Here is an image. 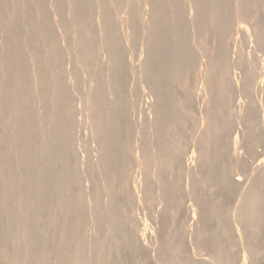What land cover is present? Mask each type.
Segmentation results:
<instances>
[{"label":"bare ground","instance_id":"obj_1","mask_svg":"<svg viewBox=\"0 0 264 264\" xmlns=\"http://www.w3.org/2000/svg\"><path fill=\"white\" fill-rule=\"evenodd\" d=\"M21 1V0H20ZM20 1H19V3H20ZM32 1V0H31ZM49 1V0H48ZM90 0H76V1H71L70 0V3H73L72 4V7H71V4H69L68 5V3H67V6H66V2L64 1V0H62V2H65V5H64V3H63V6H65L66 8H69L68 6H70L72 9V13H75L74 15H75V20H74V18L72 19V18H70V19H72V21L71 20H65L64 19V15H66V14H64L63 16V18L60 16L61 14H62V12H64V11H66V9H65V7H61V8H64V9H62V11H61V14L60 13H58V12H60L58 9V11L56 12V13H54L56 10H54V8L56 9V5H55V7L53 8V13L54 14H57V16H58V18H60V20H61V18L62 19H64L63 21V23H65V21L68 23V21H71L70 22V25L73 23V22H76L75 23V26H76V28H77V30H79V32H81V34H82V37H81V35H79L80 33L79 32H77V30L75 31V32H77L78 34H76V35H79L81 38H78L77 37V39L76 40H78V39H80L81 41L82 40H85V39H87V41H94V39L97 37L96 36V34H97V32H98V29H96L97 30V32L96 31H94L95 32V34L94 33H91V32H93V28H92V25H91V32L89 31V26H90V23H92V21H88V19H90L91 20V18H92V16H91V18H86V16H88V14H86L85 15V11H88L87 9H90V10H92L91 8H95V6L96 5H92V6H94V7H91V6H89V5H91V4H93V3H90L91 1L92 2H94V1H96V0H91L90 2H89ZM107 1V0H106ZM113 1V0H112ZM112 1H110V2H112ZM135 1V0H134ZM139 1V0H138ZM137 1V2H138ZM147 1V0H146ZM151 1V3H152V7L150 8V9H152V13H153V16H151L152 17V21H151V25L150 24H148L147 23V21L145 20V21H141V22H144V24L146 23V26H147V24H148V26L150 25V27H149V29L147 30V28H146V30L148 31L147 33H149L150 35H146V36H148V37H151L152 38V40H150L147 44L149 45H146L145 43H146V41H145V43H144V45H146V46H144L145 48L144 49H146V55H147V53H148V50L150 49V54L148 53V55H147V57H151V60H150V58H148L149 60H147L145 57H146V55H145V59L146 60H144V61H142V63H146L147 61H149V62H147L146 63V67L145 66H143L145 69L147 68V74H148V76H146L147 74L146 73H144V76L142 75V73H141V75L145 78V76L147 77V80H148V82H150V80H151V82H153V85H151L150 83V87L151 86H154V89H155V91L157 92V95H156V97L158 96V99H156V97L154 98V99H156V101L158 100V103L157 102H155V100L153 101V103H157V105H156V108H154V106H155V104H154V106L152 105V107H153V109H156V110H158V113L160 114V116L157 118V119H159L160 118V120H157V119H154V121L155 120H157V121H160V122H157L156 121V124L158 123L159 124V127H156V128H159L158 130H159V136L158 135H156V133H154L155 134V136H156V138L157 137H159L160 139H159V146H158V143H157V141H156V145H154V148L156 149V147H158V149H156V150H154L153 149V152H155V151H157L156 152V154L155 155H157V156H155V158H154V156H152L151 155V153L149 152V150H144V152L141 154V152H140V154L139 155H142L143 157H144V159L143 160H145L144 162H145V164L146 165H148L149 166V164H151L152 163V160L153 159H155V160H157L158 162H156L157 164H159L160 165V168L159 169H156V173H158V174H162V172H160V169H161V171H163V173H168L170 170V168H172V166H173V163H174V161H176V160H178V158L176 159V156L179 154V156H181L180 155V150H181V148H180V144L181 143H178V144H175V145H173V146H170V144L169 143H167L166 141H165V137H164V135H163V130L165 129L164 127H166V126H164V123H166L167 122V124L168 123H170V122H168L169 120H170V118H172V116L173 115H175V114H173L172 116H171V113H173V111H171V109L172 108H170V105H171V103H170V99H172L171 98V91H170V81H171V76L173 75L172 74V72L170 73V69H171V67H172V65H174V64H176V65H180V66H182V70H183V72L185 71V69H187L190 65H192V58L196 55L195 54V51H198L197 49L196 50H194V48H193V46L191 45V40H192V35L190 34V29H192V21H190V19L188 18V16H187V12H186V8L188 7H186L185 9H184V7H182V5H183V0L181 1V0H150ZM191 2H192V0H190ZM22 2H25V1H22ZM28 1H26L25 2V4L27 3ZM30 2V1H29ZM36 2V5H35V7H38V8H36V9H39V11H40V13H41V16L40 17H42V21H41V23H42V31H43V36H42V38L44 37L45 38V40H49V38H50V34H51V25L49 24L50 22H51V19H53L54 17L52 16V15H54V14H52V12H50L52 15H51V17H53V18H51V17H49L50 16V14H49V16L48 15H46V11H48V10H50L51 11V9H52V7L49 5V7L51 8H46L47 10L45 11L44 10V7H47V6H44L43 5V0H34V3ZM49 2H51V1H49ZM61 1L59 2V3H56L57 5L59 4L60 5V3H62ZM116 2V1H115ZM118 2V1H117ZM115 3V5L117 4V10H118V8H119V6L118 5H120L121 4V1H119V3ZM123 2V1H122ZM143 2V1H142ZM182 2V3H181ZM185 2V1H184ZM186 2H187V0H186ZM194 3H195V6H196V8H197V14H196V12H195V14H193V15H197V17H196V20H195V22H194V25H195V27H196V30H197V33H199L200 34V32L202 31L203 32V30H206L207 32H211V33H213V34H217L218 35V55H219V53L221 54V51L223 50L224 51V43H223V35L230 29V27H231V25H232V20H233V16H234V12H236V13H238L239 15H242V16H249V15H252L253 17H256V24H254L253 25V33H255V36H257L256 37V39H258L259 41H260V38H261V36L262 35H264V17L262 18L261 16H262V13H260V11H264V0H194L193 1ZM237 2V3H236ZM19 3H18V6L17 7H19ZM30 3H32V2H30ZM52 3V2H51ZM90 3V4H89ZM95 3V2H94ZM108 3H109V1H108ZM107 3V4H108ZM141 3V2H140ZM139 2H138V4H140ZM147 3V2H146ZM145 3V4H146ZM188 3V2H187ZM186 3V4H187ZM236 3V6H237V8L235 9L234 7H235V4ZM25 4H22V5H24L25 6ZM44 4H46V0H45V3ZM47 4H50V3H48L47 2ZM53 4V3H52ZM51 4V5H52ZM114 4V3H113ZM113 4L112 3H110V5L108 4V5H106V3H105V0H102V7H103V10L105 11V17L106 18H109V15H111V17H112V15H113V13L111 14H108V12H110V11H107V8L110 6V8H111V5H112V8L115 6H113ZM142 4V3H141ZM140 4V5H141ZM148 4V3H147ZM146 4V5H147ZM182 4V5H181ZM238 4V5H237ZM20 5H21V3H20ZM27 6H28V4H26ZM53 5V6H54ZM87 5H88V7H90V8H87ZM123 5V4H122ZM122 5H120V8H121V6ZM139 5V6H140ZM144 5V4H143ZM143 5H141V6H143ZM145 5V6H146ZM189 5L190 6H192L190 3H189ZM61 6V5H60ZM108 6V7H107ZM140 6V7H141ZM144 6V7H145ZM148 6V5H147ZM146 6V7H147ZM151 5H149V7H150ZM16 7V8H17ZM32 7V6H31ZM87 9H86V8ZM20 8H21V6H20ZM24 8V7H23ZM23 8H21V9H23ZM61 8H59V9H61ZM83 8H85V11L83 12L84 14H83V16H85V17H83V16H81V14H80V11L82 12L84 9ZM131 9H137V8H135V6L133 7H130ZM190 8V7H189ZM192 8V7H191ZM189 9V10H192V11H190V12H192L193 13V9ZM195 8V9H196ZM257 8H261V9H263V10H260V11H258L259 9H257ZM18 9V8H17ZM83 9V10H82ZM115 9V8H114ZM114 9H110L111 10V12H113V11H117V10H114ZM147 10H148V8H146ZM24 10H26L27 11V14L31 11H29L28 12V10L27 9H24ZM64 10V11H63ZM90 10H89V13H90ZM108 10H109V8H108ZM137 10H141V12L142 11H144L143 9H142V7L141 8H138ZM188 10V9H187ZM23 11V10H22ZM26 11H24V12H26ZM69 11V10H68ZM67 11V12H68ZM100 11V10H99ZM129 11H130V9H129ZM136 10H134V12H135ZM149 11V10H148ZM24 12H22L20 15H22V14H26V13H24ZM49 12V11H48ZM133 12V13H134ZM138 12H140V11H138ZM145 12V11H144ZM150 12V11H149ZM34 12H32V14H31V16L32 15H34L33 14ZM66 13V12H65ZM72 13H71V16H74V15H72ZM99 13V12H98ZM98 13H97V17H98ZM132 12H130L129 14H131ZM146 13H147V11H146ZM151 12H150V14L149 15H151L152 14ZM26 14V15H27ZM30 14V13H29ZM28 14V16L30 17V15ZM60 14V15H59ZM92 14V13H91ZM91 14H89V15H91ZM103 14H104V12H103ZM135 14L138 16V14L140 15V14H142V13H136L135 12ZM135 14H132L130 17H131V20L133 19V17L132 16H134ZM191 13H189V15H190ZM0 15H1V13H0ZM4 15V14H3ZM94 15H95V13H94ZM144 16H145V14H143ZM142 15V16H143ZM5 16V15H4ZM3 16V17H4ZM38 16V17H39ZM49 17L50 18V22L48 21L47 22V20L49 19H47L46 17ZM55 17H56V15H54ZM60 16V17H59ZM71 16H68V15H66V19H67V17L69 18V17H71ZM95 16V17H96ZM100 16H101V14H100ZM99 16V17H100ZM147 16V15H146ZM6 17V16H5ZM21 17V16H20ZM27 17V16H26ZM34 18L36 17V16H33ZM32 17V18H33ZM38 17H36V18H38ZM40 17H39V19H38V21L40 20ZM88 17H90V16H88ZM97 17H96V19H97ZM111 17H110V19H105L104 17H103V15H102V18H104L103 19V27L107 24V29H105V28H103V29H105V31L106 32H104V33H102V34H106V41H107V43H106V45L108 44V48H110V49H108L106 46H105V50H106V48L108 49V51L110 50L111 51V53H109L108 52V54H110L109 56H111V54L113 55V57L111 56V62H113L114 63V66H116V71L115 72H117V78L114 76V75H116V73L113 75V71H114V69H113V71H112V74L110 73V75L112 76V78H111V76L109 77V76H107L106 75V77H109V79H110V81H112V83L110 82V84L114 87V85H116L117 84V81H118V85H120L121 86V84H122V82L124 81H126L127 82V80H129V82H130V78L128 79V77H129V75H130V73L129 72H124L125 71V69H127L126 68V63H125V61H124V58H125V56H124V54H123V46H124V44L122 45L121 43H122V41L121 42H119V38H120V34H118V33H121V32H118L117 33V31L120 29H118L117 28V25H116V27L114 26L115 25V21H113L114 20V18H113V20L111 19ZM114 17V16H113ZM138 17H140V16H138ZM137 17V18H138ZM150 17V16H149ZM35 18V19H36ZM102 18L100 17V19H101V21H102ZM146 18V17H145ZM195 18V17H194ZM6 19H9V18H6ZM27 19L28 20H26V22H24L25 23V25H26V23H28L27 21H29V20H31V19H29L28 17H27ZM54 19H56V18H54ZM141 19V18H140ZM37 20V19H36ZM57 20V19H56ZM56 20L54 21V22H56ZM59 20V19H58ZM74 20V21H73ZM99 20V19H98ZM106 20H108V22L109 23H107V22H105L104 23V21H106ZM135 20V19H134ZM134 20H133V22H134ZM141 20H143V18L141 19ZM0 21H1V18H0ZM4 21V20H3ZM9 21V20H8ZM7 20H6V23L8 22ZM23 21H25V20H23ZM95 21H97V20H95ZM100 20L98 21V22H95V25H96V23H98V25L100 24V23H102ZM2 22V21H1ZM62 22V21H61ZM88 22H90L89 23V25H88ZM117 22V21H116ZM132 22V21H131ZM138 22V20L136 19V22H134V23H137ZM36 23V22H35ZM52 23V22H51ZM58 23V22H57ZM56 23V24H57ZM67 23H65V25H67ZM114 23V24H113ZM29 24H30V21H29V23H28V26H29ZM32 24V23H31ZM53 24V23H52ZM55 24V25H56ZM58 24H60V23H58ZM117 24V23H116ZM139 22L136 24V26H139ZM141 24H143V23H141ZM141 24H140V26H141ZM40 25V24H39ZM64 24H63V26H65ZM69 24L67 25V26H70ZM72 25H74V24H72ZM71 25V26H72ZM94 25V24H93ZM134 25V24H133ZM193 25V26H194ZM8 33H9V39H8V42L6 43L5 42V44H6V49H5V51H4V53H3V56H2V54H1V58H5L4 60H6V63H7V65L5 66V64H4V66L6 67L5 69H6V71L4 70V72H2L3 70H0L1 71V73L0 74H6L7 75V77L3 80V81H1V87L3 88V90H0L1 92H2V96L0 97V120H2V119H8V117L10 118V116L11 115H15V116H13V117H15V118H18L19 117V119L21 118V119H24V127L22 126V127H18V126H16L15 128H12V131L14 130V132H12L13 134V136L16 138V143H17V145H19V149L16 151V157H15V161H13L12 160V158H11V149L10 148H7V147H4V148H2V149H0V171H1V173H0V201H1V204H0V245H4V247L5 248H2V247H0V264H85V260H86V254L88 255V253L86 252L85 253V248H84V243H83V240H82V237H81V223H82V219L86 216V217H88V216H90V213H88L87 214V212H88V208L89 207H87V206H89L90 204L89 203H87L88 205H86V207L87 208H84L85 206H84V204H86V203H83V200L82 199H85V198H81L82 196H85V195H82L81 193V190H80V188H79V192H81V193H79L76 189H75V186L72 184V182L70 181V176H71V174L73 173V171H74V163H75V161L77 160V157H79L81 154H79L78 153V147H76V148H74L73 149V147H75V146H73L74 145V142L72 141V140H74V138H72V137H78V136H76L75 135V133L78 131H76V132H74L73 133V130H72V124H73V121H72V119L76 116V114L73 116L72 115V112H73V110H75V109H73V106L75 105L76 106V104L78 103V102H74L75 104L72 106V100L71 99H69L68 100V97H72L73 95L75 96V93H73V91L74 90H70V91H72L71 93H73V95L71 96V94L70 95H68L67 94V89L68 88H66L67 86L69 87V85L70 84H67V86H66V84L64 83L65 82V79L63 80V79H61V81L63 80V85H62V83L60 84L58 81L60 80V78H58L59 80H55V82H54V80H53V82H52V79H53V77H52V79H51V77L50 76H52L53 74L51 73V72H53V73H55L54 71H56L55 69H53V67L54 66H56V63H55V65L51 68V69H53L52 71H50V75H47V74H45L46 72H44L43 73V71H45V70H49L50 68H48V66H50L49 65V63H50V60L51 59H53V58H55L56 56H61V55H59L58 54V51H59V49H57L58 47V44H55L54 42V40L57 38V36L56 35H58L59 36V34H58V32H57V30L59 29L58 27L60 26L61 27V25H59L58 27H57V30H55V28H54V31H56L57 32V34L55 35L54 33H52V34H54V36L56 37V38H53V37H51V41H49L50 42V45H49V47L47 48V52L48 53H50V54H53L52 56H50V54H49V56L51 57V59L49 58V56H45L46 54H47V52H46V54H44L43 55V53L41 52V50L39 49V47L37 46V45H39V44H35L36 43V39H34L33 37L34 36H36V35H34L32 32H31V34H33L34 36H32V35H30L29 33V31L30 30H28V34L30 35L29 37H26V39H27V42H29L30 43V47L32 48V44H33V47H34V49H32L31 50V52L33 51L34 53V55H33V62H35V63H33V64H35L34 66H37L38 65V67H39V69H40V67H42V65H46V63L48 64V66L46 67L45 65V67H46V69L45 70H41V69H43L44 67H42L40 70V72H39V78L37 79V81H35L37 84L36 85H38V89H39V93H35L34 92V84H33V82H31L30 81V79H29V77H28V75H30L29 73H28V67H27V65H26V63H29V62H25V59H24V55H25V53H27V52H23V49H22V46H24L25 44V46H27V47H29L28 45H27V42H25V40H24V45H22L23 43L21 42V35H20V33H21V31H22V21L19 19V17H18V15L16 16H14V17H12L11 19H10V21L8 22ZM27 26V25H26ZM32 26V25H31ZM33 26H35L34 24H33ZM36 26H38V25H36ZM53 26H54V24H53ZM67 26H66V28H67ZM70 26V27H71ZM99 26H101V24L99 25ZM134 27V26H132V27H134V30H135V28H138V27ZM145 26V27H146ZM41 27V26H40ZM74 27V26H73ZM72 27V28H73ZM119 27V26H118ZM131 27V28H132ZM194 27V28H195ZM38 28V27H37ZM62 28V27H61ZM65 28V27H64ZM63 28V29H64ZM69 28V27H68ZM101 28V27H100ZM99 28V29H100ZM117 28V29H116ZM193 28V29H194ZM250 28V27H249ZM248 27H247V29L249 30V33H251L252 31H250V29H249ZM30 29V28H29ZM139 29H140V27H139ZM246 28H243L242 27V31L244 32V33H246V31H248ZM95 30V29H94ZM132 30V29H131ZM134 30L132 31V34L133 33H138L137 34V36L139 35V32H134ZM26 31V30H25ZM25 31H23L24 33H26ZM53 31V32H54ZM59 31H60V29H59ZM104 31V30H103ZM119 31H121V30H119ZM135 31H137V30H135ZM195 31V30H194ZM193 31V32H194ZM240 31V30H239ZM55 32V33H56ZM192 32V31H191ZM93 34V36H91V34ZM100 33V30H99V32H98V34ZM123 33V32H122ZM196 33V34H197ZM204 33V32H203ZM249 33L247 32V34L249 35ZM253 33H251V34H253ZM101 34V35H102ZM125 34V33H124ZM193 34V33H192ZM246 34V35H247ZM250 34V35H251ZM25 35V34H24ZM94 35H95V37H94ZM191 35V36H190ZM203 35V34H202ZM249 35V36H250ZM53 36V35H52ZM119 36V37H118ZM125 36V35H124ZM134 36V34L133 35H131V38ZM145 36V37H146ZM194 36V35H193ZM243 36H245V35H243ZM66 38L65 39H67V37L68 36H65ZM98 37H99V35H98ZM97 37V38H98ZM129 37V36H128ZM136 37V36H135ZM191 37V38H190ZM199 37H200V35H198V39H199ZM24 38H25V36H24ZM36 38V37H35ZM92 38V39H91ZM96 38V39H97ZM100 38V37H99ZM121 38H122V35H121ZM139 38V37H138ZM138 38H135L136 40H137V44H138ZM147 38V37H146ZM150 38V39H151ZM196 38H197V35H196ZM196 38L194 39L195 41H199V43H201L200 41V39L198 40H196ZM251 38V37H250ZM54 39V40H53ZM62 39V38H61ZM63 39H64V37H63ZM62 39V41L64 42H66V44L67 43H71V40L69 41V40H63ZM68 39H70V38H68ZM95 39V40H96ZM129 39V38H128ZM172 40V41H169V40ZM253 39V38H252ZM252 39H250V40H252ZM256 39H254V40H256ZM45 40H43L44 41V43L45 44H47L46 42H45ZM52 40H53V42H52ZM57 40V39H56ZM103 40V39H102ZM131 40H133V38L132 39H130V41L129 42H131ZM139 40H140V38H139ZM5 41V40H4ZM23 41V40H22ZM35 41V42H34ZM58 41H61L60 40V38L58 39ZM61 41V42H62ZM98 41V40H97ZM97 41H95V42H97ZM101 41V40H100ZM105 41V42H106ZM133 41H135V40H133ZM144 41V40H143ZM61 42H60V44H61ZM79 42V41H78ZM128 42V41H127ZM136 42V41H135ZM135 42H134V44H135ZM192 42H193V40H192ZM57 43V42H56ZM59 43V42H58ZM124 43V42H123ZM132 43V42H131ZM131 43H129V44H131ZM257 43V42H256ZM255 43V44H256ZM1 44H2V42L0 43V46H1ZM44 44V45H45ZM65 44V43H64ZM63 44V45H64ZM121 44V45H120ZM134 44L132 43V46L134 47ZM137 44L135 45V46H137ZM194 44V43H193ZM254 44V43H253ZM257 44H259V43H257ZM256 44V46H258ZM63 45L61 46V47H63ZM2 46H4V44L2 45ZM1 46V47H2ZM73 46V43L71 44V46L70 47H72ZM122 46V47H121ZM147 46L149 47V49L147 48ZM199 47H200V45H198ZM0 47V48H1ZM26 47V48H27ZM46 47H47V45H46ZM65 47V48H64ZM62 49L60 48V53L62 54V56L60 57L61 59L63 58V54H65V56L67 55L66 53H67V51H66V49H67V47L69 48V46H67V45H65ZM197 47V46H196ZM202 47V46H201ZM23 48H25V47H23ZM122 48V49H121ZM2 49H4V47H2L1 49H0V51H2ZM148 49V50H147ZM199 49H201L202 50V48H199ZM25 50V49H24ZM58 50V51H57ZM61 50L63 51V50H65L66 52H61ZM68 50V49H67ZM93 49H88V50H86V51H84L85 53H86V55H91L93 52H94V50L92 51ZM123 50V51H122ZM26 51V50H25ZM27 51H29L28 49H27ZM71 51H73V48L71 49V50H69V52H71ZM92 51V52H91ZM206 51V50H205ZM83 52V51H82ZM82 52L80 53V55L82 54ZM199 52L200 53H202L200 50H199ZM199 52L197 53V54H199ZM1 53V52H0ZM73 53V52H72ZM76 53H78V51L77 52H75V54L73 55V56H71L72 58L73 57H75V55H76ZM28 54V53H27ZM84 54V53H83ZM82 54V55H83ZM94 54V53H93ZM70 55H72V54H70ZM79 55V56H80ZM149 55H151V56H149ZM28 56V55H27ZM55 56V57H54ZM123 56H124V58H123ZM30 57V56H29ZM48 57V58H47ZM67 57H69V56H67ZM77 57V56H76ZM143 57V56H142ZM30 58V59H31ZM58 58V57H57ZM57 58H55V60H58ZM59 58V59H60ZM65 58V57H64ZM63 58V59H64ZM70 58V57H69ZM114 58V59H113ZM3 59H0V61L2 62V60ZM50 59V60H49ZM60 60L58 63L59 64H62L61 63V61H63V63H64V60ZM74 60L76 59V58H73ZM68 60H71V62L73 61L72 59H66V61H68ZM142 60V59H141ZM30 61H32V60H30ZM54 61V60H53ZM209 61H211V60H209ZM3 62H2V65H3ZM52 62V61H51ZM56 62V61H55ZM111 62H110V64H111ZM54 63V62H53ZM52 63V64H53ZM66 63V62H65ZM64 63V64H65ZM113 63L111 64L112 65V68H114V66H113ZM213 63V65L215 66L216 65V63H218V64H221V65H226L227 64V59H226V57H225V55H219V56H217L215 59H213L212 61H211V64ZM31 64H32V62H31ZM33 64H32V66L30 65V64H28V65H30L31 66V68L33 67ZM63 64V65H64ZM124 64H125V66H124ZM210 64V65H211ZM2 65H1V68H2ZM58 65V64H57ZM63 65H61V67L63 66ZM110 65V66H111ZM148 65V66H147ZM176 65H174V67H176ZM213 65H211V66H213ZM59 66V65H58ZM66 65H64V67H65ZM103 66V65H102ZM109 66V69H110V72H111V67ZM142 66V65H141ZM60 67V68H61ZM64 67H62L63 69H64ZM101 67V66H100ZM179 67V66H178ZM178 67H176V68H178ZM183 67H186V68H183ZM191 67V66H190ZM4 68V67H3ZM37 67H35V69H36ZM48 68V69H47ZM61 68V69H62ZM66 68V67H65ZM67 68H69L68 66H67ZM66 68V70H69V69H67ZM73 68V67H72ZM104 68V67H103ZM102 68V70L104 71V69ZM141 68V67H140ZM139 68V69H140ZM181 68V67H180ZM214 68V67H213ZM32 70V72L34 71H36V70ZM39 69H37V70H39ZM50 69V70H51ZM60 69V70H61ZM63 69H62V71H63ZM71 69V68H70ZM101 69V68H100ZM143 69V68H142ZM140 70L141 72H143L144 70ZM189 69V68H188ZM30 70V69H29ZM65 70V69H64ZM73 70V69H72ZM71 70V71H72ZM102 70H100V72L102 71ZM108 70V69H107ZM124 70V71H123ZM177 70V69H176ZM178 70H179V68H178ZM181 70V69H180ZM179 70V71H180ZM209 71L205 74V81H206V83H207V85H210V86H212L213 84L215 85V81H216V79H218V77L216 78V76H215V73H214V71H213V69H208ZM264 70V69H263ZM61 71V74L62 73H64V75L65 74H67L68 76H69V74L68 73H66L65 71H63L62 72ZM70 71V72H71ZM74 72H72V74H73V76H74V73H75V80H76V71H75V69L73 70ZM103 71H102V75H103ZM6 72V73H5ZM33 72V73H34ZM69 72V71H68ZM69 72V73H70ZM122 72H124V74H126V75H128V73H129V75H128V77H126L127 79H125L124 80V76H126V75H124ZM138 72H139V70H138ZM145 72V71H144ZM181 72V71H180ZM38 73V72H37ZM48 74H49V72H47ZM104 73H105V71H104ZM107 73V72H106ZM205 73V72H204ZM35 74V73H34ZM52 74V75H51ZM71 74V73H70ZM101 74V73H100ZM107 74H109V73H107ZM135 74H137L136 76H138L139 75V73H135ZM146 74V75H145ZM170 74H172L171 76H170ZM178 73H176V75H177ZM105 75V74H104ZM121 75H124V76H122L121 77ZM1 76H3L4 77V75H1ZM33 76V75H32ZM36 76H37V74H36ZM35 76V78H37ZM66 76V75H65ZM101 76V75H100ZM115 78H114V77ZM150 76V78H152V79H149L148 77ZM173 76H175V75H173ZM178 76H180V75H178ZM55 77V76H54ZM72 77V76H71ZM103 78H101V79H103V80H101L100 78V80H98L97 82L99 83V85L101 84V82H103V81H106V80H104V78L105 79H107L106 77H104V76H102ZM139 78H140V76H138ZM137 77V78H138ZM176 77V76H175ZM33 78H34V76H33ZM70 78V77H69ZM69 78H68V80H69ZM74 78V77H73ZM122 78H123V81H122ZM136 78V77H135ZM56 79V78H55ZM72 79V78H71ZM109 79H107V81L106 82H109ZM113 79V80H112ZM114 79H116L117 81H115V82H113L114 81ZM177 79V78H176ZM204 79V78H203ZM0 80H1V78H0ZM36 80V79H35ZM68 80H67V78H66V81L68 82ZM134 80V79H133ZM138 80V79H137ZM140 80V79H139ZM138 80V81H139ZM143 80H146V79H143ZM173 80H174V78H173ZM202 80V79H201ZM101 81V82H100ZM138 81H136V82H138ZM52 82V83H51ZM70 82V81H69ZM68 82V83H69ZM76 82V81H75ZM106 82L103 84V85H105L106 84ZM125 82V83H126ZM135 82V87H138L137 86V84L138 83H136ZM140 82V81H139ZM143 81H141L140 83H142ZM147 82V81H146ZM204 82V81H203ZM217 82V81H216ZM56 83V85H55V87L54 88H51V84H55ZM97 83V84H98ZM124 83V84H125ZM128 83V82H127ZM205 83V84H206ZM262 83V82H261ZM65 84V85H64ZM71 86H72V88H73V83L71 82ZM96 84V85H97ZM108 84V83H107ZM130 84V83H129ZM145 84V83H144ZM148 84V83H147ZM148 84V85H149ZM263 84V83H262ZM75 85H76V87L75 88H77V82L75 83ZM117 85V86H118ZM132 85V84H131ZM138 85H140V84H138ZM141 85H143V83L141 84ZM66 86V87H65ZM70 86V87H71ZM111 86V87H112ZM119 86V87H120ZM122 86L124 87V86H128L127 84L126 85H123L122 84ZM130 86V85H129ZM128 86V87H129ZM69 87V88H70ZM95 87H97L98 88V85L97 86H95ZM107 87H109L110 88V86H108L107 85ZM106 87V85L105 86H103L102 87V85L100 86V89L101 88H103V90H99V88H98V91L101 93V91H102V94H104L103 93V91H105L106 93H107V91L106 90H108V88ZM112 87V88H113ZM119 87H117V89L119 88ZM123 87H121V88H123ZM132 87V86H131ZM145 87V86H144ZM147 87H149V86H146V88ZM214 87V86H213ZM212 87V88H213ZM260 87V86H259ZM97 88H95V91L94 92H96L95 94H94V96L97 94V92L98 91H96V89ZM111 88V89H112ZM139 88H141L140 86H139ZM120 89V88H119ZM123 89H125V88H123ZM136 89V88H135ZM151 90H152V88H150ZM149 89V90H150ZM263 89H264V86H263ZM76 91H78L79 90V88H78V90L77 89H75ZM113 90V89H112ZM125 90H127V89H125ZM128 90H129V88H128ZM133 90H134V88H133ZM136 90H138V89H136ZM144 89H140V91H133L134 93H136L137 92V94H138V92H140L139 93V95H138V100H136V102L138 101V103H136L137 104V106H135V109L136 110H138V114L140 115V113H141V111H139V109H142V111H143V108H145V101L147 100V101H149V99H146L145 101L144 100H142V102L144 101V107H141L140 106V108L139 109H137V107H139L138 105L140 104V100H139V98H140V96L142 97V98H144V97H146V96H144L143 97V94H141L142 92H144V91H146L147 93H148V91H147V89H145L144 91H143ZM120 91V90H119ZM124 91V90H123ZM154 90L152 91V93H154L155 92ZM263 91V90H262ZM109 92V91H108ZM116 92V91H115ZM121 92H122V90H121ZM125 92V91H124ZM151 92V91H150ZM112 93H114V91L112 92ZM123 93V92H122ZM122 93H115V96H119L118 98L120 99V95H121V98L123 97L122 96ZM128 93V92H127ZM131 92H129L128 94H130ZM192 93V92H191ZM191 93H189V95L191 94ZM260 93V92H259ZM258 93V94H259ZM99 94V93H98ZM102 94H100V95H96L95 97H96V99H94V98H92L93 100H94V102L93 101H90V103H91V105L92 106H90V104L88 105V106H90V107H92V110H90L91 108H89V107H87V108H89V112H90V114H89V116L91 115V111H93V114L92 115H94V117H93V119H94V121H93V119L91 120V122L93 121V123L94 124H96V125H93V126H95V128H97V130H96V135H98V134H100V135H98V136H101V135H103V137H105V143H106V145H105V147H103L102 148V150L104 151V160H103V164H104V166L102 165L101 166V161L99 162V160H98V162L100 163V167L102 168V171H104L103 170V167H104V169H105V173H106V176L105 177H107V178H103L102 180H104V179H106L105 181H107L108 183H111L112 184V186L113 185H115L116 184V182H118V180H122V179H125V182L128 180V176H127V174H129L130 172L132 173H134L135 171L132 169L133 168V165L132 166H130V167H132L131 168V171H129L130 170V168L128 167V165H127V162H128V164H129V161H128V158L127 157H129V156H127V155H131V153H132V156H133V158H134V153H136V147H138V146H136L135 148H131V150H133V149H135V151H134V153H133V151H131L129 148L131 147V146H134V144L133 145H130V144H128L127 146H126V142H128V141H126V140H129V138H126V135L128 134V136L129 137H131V140L133 141L134 140V142L135 141H137V140H135V139H132V136H135L136 135V133H135V135H133V132L135 131L136 132V130H137V132L139 131L138 129H136L137 127H136V125H138L139 124V121L141 122V120H139V119H137L136 118V121L137 120H139L136 124H135V118H134V120L132 119V118H130V119H132V123L133 124H135L134 126H130L129 124L131 123H127L128 121H127V119L126 120H124L123 118H126L124 115H120L121 114V112H120V114H118V115H120V116H123V118L122 117H120L119 118V116H117V113L119 112V111H117V113H114L115 112V107L117 108L116 110H119L120 108L122 109V107L123 106H125V105H123L124 104V101H123V104H122V107H121V105H120V103L118 102V105H119V107L120 108H118L117 106V104H115V103H117L115 100V98H117V97H113V95L111 94V91L109 92V96H111V98H112V100H113V102H112V100H111V98L110 99H108V95L106 96L105 94V96L107 97V99H106V97H104V95H102ZM108 94V93H107ZM116 94H120V95H116ZM124 94V93H123ZM141 94V95H140ZM146 94V93H145ZM149 94V93H148ZM156 93H154V95H155ZM188 94V93H187ZM193 94V93H192ZM102 95V97H100ZM132 95V94H131ZM130 95V96H131ZM136 95V94H135ZM173 95V94H172ZM78 96V95H77ZM98 96V97H97ZM125 96H127L126 94H124V97ZM130 96H128V97H130ZM149 96V95H148ZM191 97H192V95H190ZM195 96V95H194ZM261 96H262V94H261ZM264 96V95H263ZM105 98V99H102V98ZM123 97V99H125V101H126V98L127 97H125L124 98ZM136 97V96H135ZM197 97V96H196ZM73 98V97H72ZM132 98V97H131ZM136 98V99H137ZM149 98L151 99V98H153V97H151V96H149ZM188 98L190 99V97L188 96ZM187 98V99H188ZM91 99V100H92ZM122 99V100H123ZM128 99V98H127ZM141 99V98H140ZM71 100V101H70ZM74 101H76L77 99L74 97V99H73ZM106 100H111V103H114L115 105H117V106H114L113 104L112 105H110L111 103H110V101H109V103L107 104V105H110V111H111V107L113 106L114 108V112H112V113H110L109 115L107 114V113H104V112H106V109H105V111L103 110L104 108V102L106 101ZM128 101V100H127ZM132 101V100H131ZM140 101V102H139ZM151 101H152V99H151ZM172 101V100H171ZM211 101V100H210ZM214 101H216V99L214 100ZM260 101V100H259ZM42 103L43 105H42V107L44 106V112L41 114V113H39V111L38 110H40V109H37V107H34V103ZM92 102H93V104H92ZM135 102V101H134ZM35 103V105H37ZM106 103V102H105ZM126 103V102H125ZM128 103V102H127ZM129 103H130V105L132 104L131 102H130V100H129ZM150 102H148V104H149ZM213 103V102H212ZM215 103V102H214ZM217 104H218V101L216 102ZM261 104L260 105H258V106H260L259 108L257 107V109H247V112H248V117H249V119H250V121H252V122H259L260 120H264L263 118H264V101H263V103L262 102H260ZM88 104V103H87ZM133 104H135V103H133ZM173 104V103H172ZM217 104H215V105H217ZM106 105V106H107ZM128 105V104H127ZM146 105H147V103H146ZM149 105H151V104H149ZM214 104L213 105H211L212 106V108H213V106H215ZM74 106V107H75ZM78 106V105H77ZM86 106V105H85ZM85 106H83V109L85 110ZM132 106H134V105H132ZM131 106V107H132ZM172 106V105H171ZM85 107V108H84ZM129 106H126V107H124V108H128ZM157 107H158V109H157ZM173 107V106H172ZM216 107V106H215ZM36 108V109H35ZM76 108V110L74 111V112H76V111H80V110H77V108H79V106L78 107H75ZM105 108H108V107H105ZM123 108V110H121L122 111V113H123V111L125 110ZM112 109V110H113ZM130 110H131V108H129ZM129 109H127V111L129 112L130 110ZM37 110V111H36ZM84 110H83V112H84ZM108 110V109H107ZM133 110V109H132ZM145 110V109H144ZM151 110V107L149 108V111ZM173 110V109H172ZM174 110H175V108H174ZM109 111V112H110ZM127 111H125L124 112V114L125 113H128ZM135 111V110H134ZM147 111H148V109H147ZM146 111V113H149V111L147 112ZM154 110H152V112H153ZM88 112V113H89ZM108 112V113H109ZM155 112L157 113V111H154V115H157V114H155ZM137 113V112H136ZM142 113H144V112H142ZM6 114H7V117H5L6 116ZM8 114H9V116H8ZM79 114V113H78ZM81 114V113H80ZM86 114H87V109H86ZM106 114V115H105ZM150 114V113H149ZM148 114V115H149ZM108 115V116H107ZM142 115V114H141ZM144 115V114H143ZM153 115V116H154ZM209 115V114H208ZM16 116H18V117H16ZM145 116H146V114H145ZM145 116H143L144 117V119H145ZM150 116H152V114L150 115ZM176 117H178L177 115H175ZM76 117H78V116H76ZM80 117V116H79ZM141 117V116H140ZM142 117V118H143ZM90 118V117H89ZM148 118V116H146V119ZM154 118H156V116H154ZM79 119V118H78ZM122 119H123V121L125 122L126 121V123L129 125V127H127V128H130V130H131V128L133 129V132H131L129 129H128V132L131 134V135H129V133H127V130H126V128H125V136L123 135V130H122V127H123V122H122ZM141 119V118H140ZM144 119H142V120H144ZM150 119V118H149ZM148 119V120H149ZM173 120H174V118H172ZM172 119H171V121H172ZM177 119V118H176ZM175 119V120H176ZM208 119V118H207ZM42 120H46V121H48V125H46V123L44 124L43 122V124L41 125V121ZM150 120H152V119H150ZM211 120H212V118H211ZM214 120V119H213ZM217 120V119H216ZM216 120H214V121H212L213 123H211V121H210V123H207V125H206V133H204L203 132V134H205V136L203 135L202 136V138L204 139V145H202L203 143V139L201 140V145H202V147L204 148V151H206V154H209L210 155V152H208V144L210 143V140H209V138H210V136H212L213 134H218L219 133V131H220V129H219V123H218V120L216 121ZM96 122V123H95ZM145 123H144V125H149L148 123H149V121H144ZM148 122V123H147ZM151 122V121H150ZM175 122V121H174ZM125 123V124H126ZM142 123H143V121H142ZM153 124V123H152ZM209 124V125H208ZM43 125H44V127H43ZM74 125H76V124H74ZM140 125V124H139ZM138 125V126H139ZM142 125V124H141ZM140 125V128H142V126ZM78 126V125H77ZM77 126H74V130H76L75 129V127H77ZM79 126H80V124H79ZM125 126V125H124ZM153 126V125H152ZM158 126V125H157ZM133 127H136V128H133ZM147 126H143V128H144V130H145V128H146ZM249 127V126H248ZM94 128V127H93ZM124 128V127H123ZM143 128L140 130V131H142L143 130ZM153 128H154V126H153ZM153 128L151 129V130H153ZM156 128H154V129H156ZM164 128V129H163ZM77 129H78V127H77ZM136 129V130H135ZM94 130V131H95ZM143 130V131H144ZM149 130V129H148ZM205 130V129H204ZM143 131L141 132V134L143 133ZM150 131V130H149ZM165 131V130H164ZM194 131V130H193ZM154 132H156V131H154ZM166 132V131H165ZM127 133V134H126ZM149 133V132H148ZM153 133V132H152ZM194 133V132H193ZM249 136L250 137H248V138H252L253 140L254 139H262V138H264V137H262V135L259 133V134H256V133H254L253 131L251 132L250 130H249ZM77 134V133H76ZM150 134V136H153V135H151V133H149ZM148 134V135H149ZM1 133H0V138H1ZM4 135V134H3ZM72 135H74V136H72ZM166 135H169V134H166ZM199 135H200V133H199ZM138 136H140V133H139V135ZM143 136H145L144 134H142V143H143V141L146 139V137H144L143 138ZM155 136H153V137H155ZM194 136H195V138H197L198 137V135H197V137H196V135L194 134ZM201 136V135H200ZM247 136L248 135H246V138H247ZM102 137V136H101ZM124 137L126 138V140L124 139ZM152 137V138H153ZM136 138H137V136H136ZM139 138V137H138ZM140 138H141V136H140ZM148 139H146L144 142L146 143L150 138H149V136L147 137ZM165 138V139H164ZM194 138V139H195ZM199 138L200 137H198V140H199ZM78 139V138H77ZM100 139H102V138H100ZM201 139V138H200ZM252 139H250V140H252ZM75 142H77L76 141V139L74 140ZM104 141V140H103ZM138 141H140V139L138 140ZM150 141V140H149ZM149 141L147 142V144H149ZM195 141V140H194ZM257 141H260V140H257ZM262 141V140H261ZM72 142H73V144H72ZM134 142H129V143H134ZM255 142V141H254ZM253 142V143H254ZM177 143V142H176ZM183 143V142H182ZM197 143V142H196ZM146 144V145H147ZM174 144V143H173ZM75 145H76V143H75ZM130 145V147L128 148V146ZM199 145V144H198ZM211 145V144H210ZM148 146V145H147ZM141 147V146H140ZM142 147L143 148H145L144 146H143V144H142ZM202 147H201V149H202ZM214 147L215 148H217L218 147V141H216L215 142V144H214ZM125 148L127 149V150H129V151H131V153H129V151H127L128 153L126 154V151H125ZM198 148H199V146H198ZM197 148V149H198ZM76 149H77V153L76 154H79V156L77 155V157H75L74 156V154H75V152H74V150L76 151ZM138 149V148H137ZM206 149V150H205ZM101 150V151H102ZM139 150V149H138ZM203 150V149H202ZM201 150V151H202ZM141 151V150H140ZM177 151H179L178 152V154H176L177 153ZM196 151V150H195ZM194 151V152H195ZM199 151V150H198ZM200 151V152H201ZM103 153V152H102ZM102 153H100V154H102ZM182 153V152H181ZM203 154H204V152H202ZM85 154V153H84ZM136 154H138V153H136ZM203 154H200V155H203ZM251 154V153H250ZM87 155V154H86ZM254 155V154H253ZM85 156V155H84ZM101 157H102V155H100ZM132 156L130 157V158H132ZM138 156V155H137ZM208 156V155H207ZM211 156V155H210ZM210 156H208V157H210ZM233 156V155H232ZM231 156V154H230V156L228 157V158H230V157H232ZM234 156H235V154H234ZM254 156H256V155H254ZM254 156H252V157H254ZM81 157V156H80ZM87 157V156H86ZM85 157V158H86ZM142 157V158H143ZM236 158H239V155L238 156H235ZM244 157V163H245V156H243ZM242 157V158H243ZM251 157V158H252ZM256 157H260V156H256ZM76 158V159H75ZM87 158H89V156L87 157ZM129 158V159H130ZM132 158V159H133ZM141 157H140V159H142ZM180 158V157H179ZM199 158H201V157H199ZM233 158V157H232ZM235 158V159H236ZM240 158H241V156H240ZM255 158V157H254ZM253 158V159H254ZM78 159H80V158H78ZM198 159V158H197ZM202 159V158H201ZM201 159H199L200 161H202ZM234 159V158H233ZM233 159H232V163L233 164H235V166H237V163L239 162V164L240 163H243V162H240L239 160H243V159H239L238 160V162L236 163V161H235V163L233 162ZM252 159V160H253ZM261 159H262V157H261ZM82 160H84L83 158H82ZM81 160V161H82ZM88 160H90V159H88ZM87 160V161H88ZM100 160H101V158H100ZM131 160V159H130ZM155 160H153V161H155ZM195 160V159H194ZM203 160H204V158H203ZM225 160H226V158H221L218 154H217V152H215L214 154H213V156H212V158H211V161H209V163L207 162V166H208V164H209V167H210V172H209V174L207 175V177L205 176V175H203V177L204 178H206V180H204V182H203V179H201V181L200 180H198V179H200L202 176H200V174L196 177V170H195V174H194V177H196V178H198V177H200V178H198L197 180H198V182H200V183H196V180H194V178L192 179V180H194V182L196 183V186L194 185L193 187H196V191H195V188L192 190V187H189V188H191V190L193 191V193H194V191H195V193L194 194H192V191H191V193H190V195L192 194V195H195L196 193H197V189L199 190L200 188H197V187H199V184H202L201 186H203L204 185V183H206V182H208V184H221L223 187H224V189L225 190H223L224 191V194H226V193H231V192H233L235 189H236V187H238L237 185H242V184H239V181L241 182L242 180H241V178H238L237 180H235L234 181V179L232 180V178L228 175V173H226L224 170L222 171V167H220V166H222L221 164H224V162H225ZM237 160V159H236ZM92 161V162H91ZM91 161H88V162H86V163H88V165H90L91 163H93V161L94 160H91ZM228 161V160H227ZM247 161H248V159H247ZM246 161V162H247ZM254 161V160H253ZM252 161V163H254ZM78 161H76V163H77ZM80 162V161H79ZM77 163V164H75L76 165V168L78 169V167H77V165L78 164H80V163ZM89 162H91V163H89ZM97 162V161H96ZM143 162V161H142ZM144 162H143V164H144ZM178 162V161H177ZM199 162V161H198ZM198 162H197V160H196V163L198 164ZM204 162V161H203ZM203 162H202V164H203ZM229 163H231L230 162V159H229V161H228ZM227 162V163H228ZM250 162V161H249ZM15 163H17L18 164V166H20L21 168L20 169H22L21 171H22V173L20 172L18 175H19V177H16V175H14L13 174V170H14V166H15ZM82 163H83V161H82ZM81 163V164H82ZM84 163H85V160H84ZM131 163V162H130ZM134 163V162H133ZM132 163V164H133ZM195 163V164H196ZM200 163V162H199ZM243 163V164H244ZM251 163V162H250ZM251 163V164H252ZM80 164V165H81ZM154 165H155V163H153ZM194 164V166H196ZM233 164H230L231 166L233 165ZM251 164H250V167H252L251 166ZM263 164V165H262ZM261 165H260V167L261 166H264V163H262ZM86 165V164H85ZM87 165V166H88ZM94 165V164H93ZM92 165V166H93ZM98 164H96V165H94V166H97ZM130 165V164H129ZM204 165V164H203ZM240 165H242V164H240ZM239 165V166H240ZM246 165H248L247 167H245ZM253 165V164H252ZM255 165H256V163L254 164V167H255ZM258 165H259V163H258ZM79 166V165H78ZM84 165H81V167H83ZM157 166V165H156ZM205 166V165H204ZM203 166V167H204ZM207 166H205V167H207ZM234 166V165H233ZM232 166V167H233ZM245 168H243V169H245L246 171H247V169L249 168V164H245ZM80 167V166H79ZM89 167H91V165L90 166H88V168ZM98 167V166H97ZM97 167H95L96 169H98ZM129 169H128V168ZM140 167H141V164H140ZM150 167V166H149ZM152 167H155V166H152ZM158 167V166H157ZM200 167H201V164H200ZM200 167H198L197 169H200ZM203 167H201L202 169H203ZM224 167H225V165H224ZM243 167V165L241 166V168ZM84 168V167H83ZM83 168H81L82 169V171H83ZM87 168V169H88ZM93 168V167H92ZM100 168V169H101ZM146 169V171L148 172V170H150L151 169V171L152 172H154L152 169L153 168H151L150 167V169L148 168V170H147V167H143L142 166V170L143 169ZM196 168V167H195ZM234 168H237V167H234ZM240 168V167H239ZM253 168V167H252ZM252 168H250V169H252ZM255 168H259V167H255ZM262 168H264V167H262ZM76 169V170H77ZM90 169V170H89ZM88 170H89V172L91 171V170H94V173L96 174L97 173V171L98 170H96V172H95V169L93 168V169H91V168H89ZM127 169H128V171H129V173H128V171H127ZM135 169V168H134ZM205 169V168H204ZM228 169V168H227ZM231 169V168H230ZM243 169H241V171H244ZM249 169V170H250ZM260 169L261 168H259L258 170L259 171H257V172H261L260 171ZM85 170H86V168H85ZM88 170H86V172L88 171ZM133 170V171H132ZM155 170V169H154ZM159 170V171H158ZM232 170H234V169H232ZM231 170V171H232ZM236 170H238V169H236ZM254 170V169H253ZM145 171V170H144ZM144 171H143V173H144ZM145 171V173H146V175H147V172ZM168 171V172H167ZM205 171V170H204ZM241 171H240V173H241ZM255 171V172H256ZM77 172V175L79 176V172H81V170H79V172L78 171H76ZM101 171H98V173H100ZM150 172V171H149ZM152 172H150V173H152ZM160 172V173H159ZM198 172V171H197ZM234 172H237V171H234ZM233 172V173H234ZM250 172V171H249ZM264 172V169H263V171L261 172V173H263ZM83 173H84V171L82 172V175L81 176H84L83 175ZM91 173H93L92 171H91ZM105 173L103 172V174L105 175ZM155 173V172H154ZM154 173H152L150 176V178L149 179H153L152 178V175H154ZM155 173V174H156ZM199 173V172H198ZM205 173V172H204ZM206 173H207V171H206ZM229 173H231V172H229ZM244 173V172H243ZM251 173V172H250ZM86 174V173H85ZM135 174H136V172H135ZM235 174V173H234ZM242 174V173H241ZM255 174V173H254ZM256 174H258V173H256ZM260 174V173H259ZM87 175H88V173H87ZM91 175V174H90ZM90 175H88V178H89V180H90V178H92V175H91V177H89ZM102 175V174H101ZM130 175V174H129ZM133 175V174H132ZM139 175H140V173H139ZM164 175V174H163ZM182 175V174H181ZM192 175H193V173H192ZM201 175H202V173H201ZM237 175V174H236ZM81 176H79V177H81ZM93 176H94V174H93ZM156 176V175H155ZM246 176V175H245ZM101 177H104V176H101ZM133 177V176H132ZM136 177V176H135ZM159 177V176H158ZM161 177H164V176H160V180H162L161 179ZM178 177L179 178H181L179 175H178ZM190 177H192V176H190ZM202 177V178H203ZM85 178V177H84ZM96 177H94V179H95ZM129 178H130V176H129ZM155 178H157V176L155 177ZM154 178V179H155ZM243 178H244V176H243ZM258 178V177H257ZM100 179V178H99ZM98 178H97V180L98 181H95V180H93V178L90 180V182L92 181H95L97 184H98V182H100V180H99ZM135 179V178H134ZM138 179H139V176H138ZM137 179V180H138ZM151 180V181H149V182H151L152 183V181L154 182L155 180ZM157 179H159V178H157ZM190 179V178H189ZM16 180H18L19 181V184H21V187L19 188V189H17L16 187ZM137 180H136V183H137ZM143 180H144V184H146V182H145V179L143 178ZM163 180H166L165 179V177H164V179ZM181 180V179H180ZM252 180V179H251ZM250 180V181H251ZM88 181V180H87ZM86 181V183H88ZM158 181V180H157ZM156 181V182H157ZM191 181V180H190ZM254 181V180H253ZM103 182V181H102ZM141 182V181H140ZM159 182V181H158ZM166 182V181H165ZM168 182V181H167ZM245 182V181H244ZM94 183V182H93ZM93 183H91V185H93ZM96 183H94L95 185H93V186H97L96 185ZM101 183V182H100ZM105 183V182H104ZM191 183L193 184V181H191ZM190 183V184H191ZM252 183H255L254 185H252L251 184V182H250V184L249 185H247L246 183V185L248 186L247 188H249V186L251 185V186H253L250 190H251V192L249 193V195L247 196V197H245V191H244V196H243V198H245V201L241 204V202H240V205H238L239 206V211L238 212H234L235 214H236V216L234 215V213L232 214V217H233V215H234V217H237V219L235 220V221H237V222H239V223H241V224H243V227H242V229H239V230H235L234 228H232V226H231V224H230V221H229V216H230V214H228V212L230 211V210H228V207H226V206H224V204L227 202V200H224V202L221 204V203H218V205H216V204H214V205H216L214 208H212V210H211V212H210V214H212L213 213V215L214 214H216V216L217 215H220L222 218H223V220H224V223H223V226H222V229L221 230H219V231H221V233L222 234H224L225 236H226V239H228V244H230V248H225V247H223V246H226V244L225 245H221V243L218 241V240H220V238L221 239H223L224 237H223V235H221L222 237H216L215 238V236H217L218 234V230H217V227L216 228H214V227H212V226H209L208 225V223L203 227L202 225H197L198 227L197 228H195V229H198V230H200L199 232L196 230V233L197 234H199V236L198 237H196V239L197 238H199L200 237V239H201V241H202V243L205 245V244H207L208 246H210V247H212L213 248V250H214V254H213V258H214V263L216 262L217 264H236V261L238 260V258H237V260H236V258H235V256H234V251L232 250L233 249V245H234V243H235V245L236 244H238V243H236L235 241H237V239L239 238V240H240V238L242 239V242L244 243V244H247V246H248V249L247 250H249L250 251V253H251V255H252V258L254 259L255 257H257L259 254H260V252H261V249H263V247H264V239H262V241H261V239H260V241H254L253 240V238H254V236H255V234H256V232H258V234L260 233L261 235L262 234H264V177L263 178H260V180H258L257 182H252ZM17 184H18V182H17ZM141 184V183H140ZM155 184H160V183H154V185ZM162 184H163V182H162ZM188 184H189V182H188ZM189 184V185H190ZM207 184V185H208ZM245 184H244V186H245ZM88 185V189H90L91 190V188L93 187H91V186H89V183L87 184ZM87 185H85L84 187H86ZM143 185V184H142ZM149 185V184H148ZM154 185H152V186H154ZM161 185V184H160ZM206 185V186H207ZM212 185V186H213ZM81 186V185H80ZM101 186V188H102V186L103 185H99V187ZM145 186V185H144ZM156 186V185H155ZM164 186H166L167 188H168V193L166 192V190H165V188H162L161 186V188L165 191V194L167 193L168 194V196H169V199H170V201L171 202H173V203H177L178 201H179V199L180 198H182V197H180L184 192L182 191H179L178 189H177V191L176 190H174V189H172L171 187H170V185H167V183H166V185H165V183H164V185H163V187ZM192 186V185H191ZM205 186V187H206ZM221 186V187H222ZM84 187H82L83 189H85ZM89 187H91V188H89ZM114 187V186H113ZM113 187H111V188H106V189H108L109 191H108V194L107 195H109L108 197L110 198V201L108 200H106V199H104L103 198V195L104 194H106L107 192H104V193H98L97 191H98V189L100 190V188H98L97 189V187L95 188V189H97V191L96 190H94V191H96V196H95V200L93 199V202H94V206H93V208H95V210H93V208H92V210L94 211V212H96V214H97V216H98V218L97 217H95V218H97V219H95V220H97V221H95L96 223H97V226H98V228L100 227V228H103L104 229V227H107L109 230V233H111V236L110 237H108L109 235H107V237L108 238H105V239H103L101 242H100V245H99V251L101 252V251H103V249L108 245V246H111V247H113V248H116L117 246H118V243H120V241L122 240V242L121 243H123V239H120V238H122V237H120L121 236V234H120V232H121V230H122V216H121V214H120V205H121V202H120V197H119V194H120V191L118 190V189H115V188H113ZM116 187V186H115ZM145 187H148V186H145ZM157 187V186H156ZM156 187H150L151 189H149L148 188V190H152V188L154 189V188H156ZM204 187V186H203ZM203 187H202V189H203ZM204 187V188H205ZM104 187L102 188L103 190L105 189ZM106 189H105V191H106ZM183 189V188H182ZM201 189V190H202ZM209 189V188H208ZM218 189H220V188H218ZM242 189H244L243 188V186H242ZM92 190H93V188H92ZM206 190V189H205ZM88 191V190H87ZM100 191H102V190H100ZM158 191H159V188H158ZM163 191V192H164ZM222 191V190H221ZM84 192H86V190L84 191L83 190V194H84ZM152 192H154V191H152ZM179 192H181L180 194H179ZM199 193H200V190L198 191ZM242 192V191H241ZM90 193V192H89ZM82 196H81V195ZM88 194V193H87ZM166 194V195H167ZM242 194V193H241ZM17 195H21L22 196V199H23V202H24V204L22 205V203L23 202H21V208L22 209H20V207H19V210H20V212L19 213H21V215H23L26 219L25 220H23V221H20V219H19V217L17 216V214H16V211H15V207L16 206H14V198H15V196H17ZM102 195V197L101 198H103L105 201H107L108 202V204H106L105 202V204L106 205H104V203L102 204L101 202H100V196ZM183 195H185V193L183 194ZM182 195V196H183ZM187 195V194H186ZM196 195H198V194H196ZM20 196V197H21ZM164 196V195H163ZM20 197H18V198H20ZM107 197V196H106ZM87 198H88V196H87ZM86 198V199H87ZM17 199V198H16ZM168 199V200H169ZM200 200H201V198H199ZM226 199V198H225ZM230 199V198H229ZM87 200H89V198L87 199ZM17 201H19L18 199H17ZM16 201V202H17ZM196 201V200H195ZM92 202V201H91ZM231 202V201H230ZM197 203H198V201H197ZM17 204H18V202H17ZM16 204V205H17ZM199 204V203H198ZM220 204V205H219ZM232 204H233V202H232ZM238 204V203H237ZM177 205V204H176ZM202 205H203V203H202ZM18 206V205H17ZM20 206V205H19ZM91 206V205H90ZM230 206V205H229ZM233 206V205H232ZM200 207V206H199ZM17 208V207H16ZM83 208H84V210L86 209V212L83 210ZM207 208V207H206ZM205 208V206L203 207V209H201L202 211L201 212H204V215H206V216H210V214H209V211L207 210ZM143 209H145V208H143ZM209 209H210V207H209ZM141 210H142V208H141ZM233 210H234V208H233ZM82 211H84L85 213H86V215L83 217V215L85 214L84 212H83V215L81 216V214H82ZM143 211H145V210H143ZM195 211V210H194ZM235 211V210H234ZM163 212H164V210H163ZM230 213V212H229ZM91 214H93V216H94V213H91ZM161 214H163V213H161ZM202 214V213H201ZM200 214V215H201ZM164 215V214H163ZM229 215V216H228ZM93 216H90L91 218L93 217ZM96 216V215H95ZM162 216V215H161ZM81 217H83L82 219H81ZM85 217V218H86ZM90 217H88V218H90ZM202 217V216H201ZM205 217V216H204ZM85 218H84V220H85ZM163 218H165V216H163ZM220 218V217H219ZM89 219H87V221H88ZM93 220H94V218H93ZM220 220H222L221 218H220ZM198 221V220H197ZM196 221V222H197ZM85 222V221H84ZM142 222H144V221H142ZM87 223V222H86ZM95 223V224H96ZM199 223V222H198ZM219 223V222H218ZM238 223V224H239ZM95 224H93V225H95ZM221 225H222V223H220ZM219 224V225H220ZM86 225H88V223L86 224ZM142 225H143V223H142ZM144 225H145V222H144ZM147 226V225H146ZM195 226V225H194ZM202 226V229H200V227ZM196 227V226H195ZM88 228V227H87ZM97 228V229H98ZM106 228V229H107ZM149 228V227H148ZM147 228V229H148ZM218 228H221V227H218ZM97 229H95V230H97ZM84 230V229H83ZM85 230H86V228H85ZM89 230V229H88ZM99 230V229H98ZM149 230V229H148ZM194 230V229H193ZM242 230V231H241ZM21 231V232H20ZM195 231V230H194ZM88 232V231H87ZM93 232V231H92ZM98 232V231H97ZM18 233H22V235L20 236V235H18ZM94 233V232H93ZM108 233V232H107ZM108 233V234H109ZM120 234L119 235V239L118 238H116V235L117 234ZM220 233V234H221ZM255 233V234H254ZM85 234L87 235V233L85 232ZM95 234H96V231H95ZM104 234H106V233H104ZM128 234V233H127ZM127 234H123V236L124 237H126V239L128 238V236H127ZM193 234V233H192ZM195 234V233H194ZM215 234H217V235H215ZM253 234H254V236H253ZM258 234H256V235H258ZM98 235H100V234H98ZM128 235H130V234H128ZM87 236H89V234L87 235ZM102 236V235H101ZM106 236V235H105ZM104 236V237H105ZM253 236V237H252ZM91 237V236H90ZM264 236H262V238H263ZM99 238H100V236H99ZM258 238H261L259 235H258ZM101 239V238H100ZM195 239V238H194ZM75 240V242H76V245L74 246L75 248L74 249H72V242ZM191 240V239H190ZM192 240H193V238H192ZM198 240V239H197ZM224 240H225V238H224ZM126 240H124V242H125ZM221 241V240H220ZM223 241V240H222ZM221 241V242H222ZM74 242V243H75ZM130 242V241H129ZM226 242V241H225ZM120 243V244H121ZM131 243V242H130ZM189 243V242H188ZM119 244V245H120ZM185 244H187V243H185ZM190 244H191V242H190ZM192 244H195L194 242H192ZM125 245V244H124ZM130 245V244H129ZM239 245V244H238ZM131 246H132V248H131V250L134 248V249H136L137 250V246L136 245H134V244H131ZM241 248L243 247V246H241V245H239ZM97 247V246H96ZM119 247V246H118ZM186 246L184 245V243L176 236V238H174V241H172L169 245H167V247H166V252H167V256H165L164 258H163V260L165 261V262H167V264H174V262L175 261H173L172 260V257H171V254L173 253V252H176V251H184L185 252V250H184V248H185ZM199 247V246H198ZM201 247V246H200ZM227 247H229V246H227ZM235 247V246H234ZM238 247V246H237ZM245 248H246V246H244ZM191 248V247H190ZM232 248V249H231ZM152 249V248H151ZM193 249H194V247H193ZM118 250V249H117ZM197 250H200V249H198L197 248ZM206 250V249H205ZM238 250V249H237ZM241 250V249H240ZM157 251H158V249H157ZM186 251H187V248H186ZM195 251V250H194ZM201 251V250H200ZM73 252V255L71 254ZM134 252V251H133ZM150 252H151V250H150ZM209 252V251H208ZM235 252H236V249H235ZM152 253V252H151ZM158 253V252H157ZM198 253V255L200 256L201 254H200V252L198 251L197 252ZM196 253V254H197ZM238 253V252H237ZM159 254V253H158ZM193 254V253H192ZM91 255V254H90ZM160 255V254H159ZM194 255V254H193ZM188 256V258H185L184 260H183V262L184 263H182V264H195L196 262V257H194L195 258V260H193L194 258H193V256L191 257V258H193L192 260L194 261H191V259H190V256L189 255H187ZM194 256H196V255H194ZM88 257H89V255H88ZM92 257V256H91ZM93 257H95L94 256V254H93ZM237 257V256H236ZM90 258V257H89ZM198 258V257H197ZM258 258V257H257ZM94 259H96V257L94 258ZM93 259V260H94ZM190 259V260H189ZM207 259V258H206ZM200 260H202V259H199V261L197 260V263L198 264H208V263H205L204 261L201 263V261ZM236 260V261H235ZM242 260V259H241ZM245 259H243V261H244ZM212 261V259H211V262H213ZM238 261H240V260H238ZM254 261H255V259H254ZM97 262V264H98V261H96ZM200 262V263H199ZM250 262V261H249ZM248 262V263H249ZM196 263V264H197ZM215 263V264H216ZM241 262H239V264H240ZM243 263V262H242ZM241 263V264H242ZM253 262L251 261L250 262V264H252ZM99 264H116V263H112V262H109V261H107L106 260V258L103 256V255H101V257H100V260H99ZM211 264V263H210ZM213 264V263H212ZM246 264V263H245Z\"/></svg>","mask_w":264,"mask_h":264},{"label":"rangeland","instance_id":"obj_2","mask_svg":"<svg viewBox=\"0 0 264 264\" xmlns=\"http://www.w3.org/2000/svg\"><path fill=\"white\" fill-rule=\"evenodd\" d=\"M19 1L20 0H0V13H1L0 18H1V21H2V22L0 21V43L2 42L1 46L4 44V46H2V47H4V49H2V51H0L1 52L0 53V59H3V58H1V54L3 56V53H4L5 49H6L5 48L6 47L5 42L7 43L8 42V39H9V33H8L9 32L8 31L9 28L7 26L8 25V22L15 15L16 16L18 15L19 19L22 21V26L23 27H22V31L20 33V35H21L20 37L22 38L21 39V42L23 43L22 45L25 44L24 43V40L26 39V37H29L30 35H32V36L36 35V36L33 37L34 39H36V43L35 44H39L37 46L39 47V49L41 50V52L44 55V54H46L47 48L50 45V42L49 41H51V37L56 38L54 36V34L56 35L57 32H58L59 36L56 35L57 36V38H56L57 40L56 39L55 40L53 39L55 41L54 43L55 44H58V46H57L58 47L57 49H59V51L57 50L58 51V54L62 56V54L60 53V48L62 49L65 45L69 46V48L67 47L68 50L66 49V51H67L66 54L67 55L65 56V54H63V58L64 57L65 58L64 59L62 58L64 60V63L66 62L65 64L63 63V61H61L62 64H59L58 63L60 60H62L60 58L61 56H56V57L54 56L55 58L58 57L57 58L58 60H55V58L51 59L50 56H52L53 54H50L48 52H47V54L45 56H49V54H50V56H49V58L51 59V60L49 59L50 60L49 65L50 66H48V64L46 63V65L48 66V68L51 69L55 65V63H56V66L53 67V69H55L56 71H54L55 73L51 72L53 75L51 74L52 76H50L51 79L53 77L52 82H53V80L55 82V80H59L58 78H60V80L58 81L60 84L63 82L64 79H65V82H64L65 84L66 83L67 84H70L69 87L72 85L71 82L73 83V88H72V86L69 88L67 86V84H66L67 87L65 86L66 88H68L67 89V94L69 93L68 95L71 94V96H72L73 93L76 92L75 93V96L73 95L72 96L73 98L72 97H68V100L69 99L72 100V101L70 100L73 103L72 106L76 102H78L76 104V106L75 105L74 106L75 107H78L79 106V108H77V110H80V111L74 112L76 110V108L73 106V109H75V110H73L72 115L74 116L76 114V116H78V117L75 116L72 119V121H73V124H72L73 125L72 126L73 128H72V130H73V133L78 130L76 132L77 134L75 133V135L78 136V137H76V138L75 137H72V138H74V140L76 139V141L77 140L78 141L77 142H75L74 140H72V141L74 142V145L73 146H75V147H73V149L76 148V147H78L77 148L78 149V153L81 154L80 155L81 157H80L79 154H76L77 153V149H76V151L74 150V152H75L74 156L75 157H77V155L79 156V157H77V160L76 161H78V162L80 161L79 162L80 164L83 161V163L81 165H84L83 166L84 168L81 167L80 164H78L80 167L77 165V167H78V169H77L75 164H77L78 162L76 163V161H75V163H74V166L75 167H74L73 173L70 176V181L75 186V189L78 192L82 189L81 190L82 193L81 192H79V193H81L82 195H85V196H82L80 194L82 196L81 198H85V199H82L83 200V203H86L87 201H88L87 203H89V204L91 203L90 204L91 206L90 205L87 206V207H89L87 214L90 213V212L91 213H94V216H93V214L90 213V216H93L92 218L90 216H88L90 218L86 217L87 216L86 213H85L86 212V209L84 210V208H87L86 205H88V204L87 203L84 204L85 207L83 208V210L85 212L82 211L81 216L83 215V212H84L85 214L83 215V217L86 215L85 216L86 218L84 217L85 218V220H84V218L81 217V219L83 218L81 220L82 221V223H81V237H82V240H83V243H84L85 253L87 252L88 255H89V257H90L89 258L88 255L86 254L85 264H97L96 261H98V264H99V260H100L101 255H103L106 258L107 261L112 262V263H116V264H167V262H165L163 260V258L165 256H167V252L165 250H166L167 245H169L172 241H174V238H176V236L184 243V245L186 247L184 248L185 252L184 251H176V252H173L171 254L172 260L175 261L174 264H182V263H184L183 260L185 258H188L187 255L190 256L191 261L195 260L194 257H196V261H195L196 263H197V260L199 261V259H202V260H200L201 263L203 261L205 263H208L210 261L208 264H210V263L211 264L212 263L215 264L216 262L214 263L215 260L213 258V254H214L213 248L210 247V246H208L207 244L204 245L202 243L200 237L197 238L198 240L196 239V237L199 236V234H197V233L200 230L195 229V228L198 227L197 225H202V226L204 225L205 226L207 223H208L209 226H212L214 228L217 227V230H218V233L217 234L218 235L215 234V235H217V236H215V238L216 237L218 238L219 236L222 237L221 235H223V237L225 238V240H224V238L221 239L219 237L220 240L221 241L223 240V241L222 242L220 240H218V241L221 243L222 246L226 244V246H223V247L230 248L231 246H230V244H228V239H226V236L224 234H222L221 231H219V230L222 229V226H223V223H224L223 218L220 215H217L216 216V214H214V215H213V213L210 214V212H211L212 208H214L216 205H218V203H221L222 204L224 202V200H227V202L224 204V206L228 207V210H230L229 211L230 213L228 212V214H230V216L229 215L228 216H229V221H230V224H231L232 228H234L235 230L242 229L243 224L237 222L238 220L235 221L237 219V217H234V215L236 216V214H237L236 212L239 211V209H238L239 206L238 205H240V202L242 204L245 201V198H243L244 191L246 193L245 194V197H247L249 195V193L251 192L250 189L253 186L250 185L249 186L250 189H249V188H247L248 187L247 185H249L250 182H251L252 185H254L255 183H252V182H257L258 180H260V178H263L264 177V172L261 173L263 171V169H264L262 167H264V166H261L260 167V165L262 163H264V138H262V139L259 138V139H254V140L252 138H248V137H250L249 136V133H248L249 130L251 132L253 131L256 134H259L260 133L262 135V137H264V120L263 121L260 120L259 122H252V121H250V119L248 117V112H247V109L248 110L249 109H257V107L259 108L260 106H258V105L261 104L260 102L263 103V101H264V96H263L264 95V89H263V86H264V70H263L264 69V35L261 36L260 41H259L258 40L259 38L256 39L257 36H255V33H253L254 30L252 28H253V25L256 24V21H257L256 20V17H253L252 15L242 16V15H239L238 13L234 12V16H233V20H232V25H231L230 29L223 35V43H224V46L225 47H224V51L223 50L221 51V54L222 55H225V57L227 59V64L223 66L221 64L216 63V65L214 66L213 63L211 64V61L213 59H215L217 56L221 55L220 53L218 55V47H217L218 46V35L217 34H213L211 32H207L206 30H203L204 33L202 31L200 32V34L197 33L196 27L194 25V22L196 20L197 15H193V14H195V12L197 14V8L195 6V3L193 2L194 0H192V2L190 0H187L188 3L186 2V0H183V1L181 0L183 2V5L181 4L182 7L185 6L184 9L188 6L185 10L188 13L187 14L188 18L190 19V21H192L191 22L192 23V29H190L192 32L190 31V34L192 35L193 42L191 40V45L193 46L194 50H196L198 48L197 49L198 51H195V54L196 55L192 58V65H190L191 67L190 66L188 67L189 69L187 68L183 72L182 66L176 65V64H174V65H176V67L179 66L178 68H179V70L181 69L180 70L181 72L178 70V68L174 67V65H172V67L170 69L171 70L170 73L172 72V74L176 76L175 77L172 74H170V76L172 75L171 78H170L171 79V81H170V87H171L170 88V91L171 92L170 93H171V98H172V99H170V103L171 102L173 103V104L171 103V105L173 107L170 105V108L173 109V110L171 109V111H173V113H171V116L176 113L175 115H177L178 117H176L175 115H173L172 118H174V120L172 118H170V120L168 121L170 123H168V124H167V122L164 123V126H166V127H164L165 129L164 128L163 129L166 132L163 130V135L166 138V139L164 138L165 141L167 143H169L170 146H173L175 144L181 143L180 144V148H181L180 155L181 156H179V154H178L179 151H177L176 154H178V155L176 156V159L178 158V160L174 161L172 168L169 169L170 171L169 172L167 171L168 173L165 174L160 169V172H162L161 175L164 176L165 179H166V180H163L164 177H161V179L162 178L163 179L160 180V176L161 175L158 174V173H156V169H159L160 168V165L156 163L158 161L155 160L156 159L155 156H157L155 154H156L157 151L153 152V149L154 150L158 149V147H156V149H155L154 148V145H156L158 143V146H159V139H160L159 137L156 138V136L154 134V133H156V135L159 134V130H158L159 128H156V127H159V124L158 123L156 124V121L157 120H160V118L157 119L160 116V114L158 113V110L153 109V107H152V105L154 106V104H155V103H153L154 100H155V102L158 103V100L156 101V99H158V96L156 97L157 92L155 91L154 86H151L150 87V84L153 85V82H151V80H150V82H151L150 83L147 80V77H146V76H148V74L146 72L147 71V68L145 69L143 67V66L146 67V63L151 60V57H147L148 53L150 52V49L148 47L149 45L147 43L150 40H152V38L146 36L147 34L150 35L149 33H147L148 32L147 30L149 29V27L151 25V21H152V17L151 16H153L152 9H150L152 7L151 1L150 0H147V1L146 0H139V1L138 0H135V1L134 0H113V1L112 0H107V1L105 0L106 5H108V4L110 5V3H112V4L114 3L113 4V6H114L117 1H118L117 3H119V1H121V4L120 5L123 4L121 6V8H120V5H118L119 6L118 10L116 8L117 7V4L113 8H112V5H111V8H110V6L109 7L107 6L109 8V10L107 8V11H110V12H108V14H110V13L112 14L113 13V15H112V17H111V15H109V18H106L104 16L105 15V11L103 10V7H102V0H96V1L93 0L95 3L90 0L91 2L90 1L89 2L90 3H93V4H91L89 6L94 7L92 5H96L95 8L94 9L91 8L92 10L87 9V8H90L87 5V8L86 7L85 8L88 11H85V8H83L84 10L82 9L83 11L82 12L80 11V14H81V16H83V14H84L83 12L85 11L86 12L85 15L88 14V16H90V17L86 16L87 19L88 18H91V16H92L91 20L88 19V21H92V23L88 22V25L90 23V26L88 27L89 28V31L91 30V25H92V28H93L92 29L93 32L90 31L91 33H94L95 34L94 31L97 32L96 29H98V32L100 30V33L98 34V32H97V34H96V36L98 37V35H99L100 38L99 37L98 38L96 37L97 39L95 38L96 40L94 39V41H92V40L91 41H87V39L82 40V41L80 39L76 40L79 35H81V37H82V34H81V32H79V30H77V28L75 26V23L76 22H73L72 23L74 25H72V24H71L72 26L70 25V22L75 17V15H74L75 13H72L74 10L71 8L73 3H70V0H64L66 2V6H67V3L68 2H69L68 5L71 4V7L68 6L69 8H66L65 6H63V3L65 5V2H62V0H49L53 4L51 2H49L48 0H46V4H44L45 3V0H43V5L44 6H47V7H44V10L45 11L47 10L46 8L49 7V5L52 7V9L49 7L51 9V11L50 10H48L49 12L46 11L47 12L46 15L49 16V14H50L49 17H51V15L54 14V13H56L58 10L60 11L58 13L61 14L62 9H64V8H61L62 6L65 7V9H66V11H64L65 9L63 10L64 12H62L61 15L59 14L62 18L64 16L66 17V15L71 16V13H72V15H74V16H71L69 18L67 17V19L64 17L65 20H71V21H68V23L65 21V23H67V25L69 24L71 27L65 25V23H63L64 22L63 21L64 19L61 18V20H60V18H58L57 14H54V15H56V17L54 15H52L57 20L54 19L53 17H51V18H53V19H51V22L54 24V26H53V24L50 22V18L47 16L46 18L47 19L49 18L47 20V22L49 21L50 22L49 24L51 25V34H50L51 36H50V38H49L48 41L45 40L44 37L42 38V36H43V31L41 29L42 28V23H41L42 17H40L41 16V13H40L39 9H36L38 7H35L36 2L34 3V0H32V1L31 0H21L20 1L21 5H20ZM22 1H25V2L28 1L26 3V4H28V6L25 4V2H22ZM29 1L32 2V3H30ZM60 1L62 2V3H60L61 6L59 4L58 5L56 4V3H59ZM71 1L73 2V1H76V0H71ZM108 1H109V3H108ZM110 1H112V2H110ZM137 1L139 3L141 2L142 3V4L140 3L141 5H143V4L144 5L141 6L140 4H138ZM47 2L50 3V4H47ZM18 3H19V7H17L18 6ZM189 3L192 6H190ZM236 3L234 4L235 5V7H234L235 9L237 8ZM22 4H25V6L22 5ZM54 4L56 5V9L54 8L55 7ZM139 5L142 7V9L145 12L144 11L141 12V10H137L138 8H141ZM149 5H151V6L149 7ZM20 6H21V8H23V7L24 8L21 9ZM132 6L133 7L135 6V8H137V9H134V10H136L135 12L137 14L138 13H142L140 15L138 14V16H140V17H138L135 14L134 10L130 8ZM189 7L190 8L192 7L191 9H193V13L190 12L192 10H189L190 9ZM53 8H54V10H56L54 13H53V11H54ZM59 8H61V9H59ZM146 8H148V10L152 13L151 15H149L150 12ZM24 9H27L28 12L31 10L29 12L30 14L28 13L30 15V17L28 16L27 11L24 10ZM110 9L111 10L114 9V10H117V11L111 12ZM129 9H130V11H129ZM257 9H259V8H257ZM89 10H90V13H89ZM260 10H263V9L260 8L258 11H260ZM24 11H26V12H24ZM138 11H140V12H138ZM146 11H147V13H146ZM22 12L26 13L27 15L26 14L25 15L24 14L20 15ZM32 12H34L33 13L34 15L31 16ZM50 12H52V14ZM103 12H104V14H103ZM130 12H132V13L129 14ZM63 13L66 14V15H64ZM94 13H95V15H94ZM97 13H98V17L96 16ZM189 13H191V14L189 15ZM260 13H262V16L261 17L263 18L264 17V11H260ZM89 14H91V15H89ZM100 14H101V16H100ZM132 14H135V15L132 16L133 19L131 20V17L130 16ZM143 14H145V16ZM102 15H103V17L105 19H110V17H111V19L113 20V18H114V20H113V21H115L114 22L115 23L114 26L116 27V25H117V28L118 29L120 28L119 30H121V31L118 30L117 33L118 32H121V33H118V34H120L119 42H121L123 40L121 44L122 45L124 44V46H123V50L124 51L123 50L122 51H123V54L125 56V58H124V56H123V58H124V61L126 63V68L127 69H125V71L124 70L123 71L126 72L128 70L127 72L130 73V75L128 73V75H129V77H128V75H126V74H124V72H122L126 76L121 75V77L124 76L123 77L124 80L127 79L126 77H128V79L129 78L131 79L130 82H129V80H127L128 83L126 81H125L126 82L125 83L123 81V78H122V81H123L122 84L123 85H126L127 84L128 86L130 85L129 87L128 86L127 87L126 86L123 87L122 84H121V86L118 85L119 83H118V81L116 79H114V81H113V82L117 81V84L114 85V87L110 84V82L112 83V81H110V79H109V77L111 76L110 73L112 74V71L114 69L113 75L116 73V75H114V76L117 78V72H115L116 71L115 70L116 69V66H114V63H113L114 61L111 62L112 61L111 60V56L113 57V55L111 54V56H109L110 54H108V52L111 53V51L110 50L108 51V49H110V48L107 47L108 44L106 45V43H107V41L105 40L106 39V37H105L106 34H102V33H104V32L107 31V30L105 31V29H107V24L105 22H107V23H109V22H108V20L104 21V23L106 25L103 27V25H104L103 24V19L104 18H102ZM26 16L29 19H31V20H29L30 21L29 26H28L29 21H27L28 23H26L27 26L24 23V22H26V20H28ZM33 16H36V17L39 16L40 17V20L38 21L39 17L38 18L35 17L37 19L36 20ZM95 16L97 17V19H96ZM99 16L102 18V21H101V19H100ZM83 17H85V16H83ZM6 18H9V19H6ZM70 18H72V19H70ZM140 18L141 19L143 18V20H141ZM98 19L102 22V23H100L101 26H99L100 24L98 25V23H96V25H95V22H98L99 21ZM136 19L138 20V22L140 24L141 23H143V24H141V26H140V24H139V26H136V24L138 23V22L137 23H134V22H136ZM6 20L7 21L9 20V21L6 23ZM23 20H25V21H23ZM55 20H56V22H54ZM74 20H75V18H74ZM95 20H97V21H95ZM133 20H134V22H133ZM145 20L147 21L148 24H150L149 26H148V24L146 26V23L144 24V22H141V21H145ZM57 22L60 23V24H58ZM33 24L35 26H33ZM63 24L65 26H63ZM36 25H38V26H36ZM59 25H61L62 28ZM66 26H67V28H66ZM132 26L138 27V28H135V30H137V31H135L134 30V27H132ZM53 27L54 28L56 27L55 30H57V27H58L60 29V31H59V29L57 30V32L54 31V28ZM139 27H140V29H139ZM242 27L243 28H246V29H247V27L248 28L250 27L249 29H250V31H252L251 33H253V34L249 33V30L248 29H247L248 31H246V33H244L241 30ZM74 28L77 30V32L80 33L79 35H76L78 33L75 32L76 30ZM103 28H105V29H103ZM146 28H147V30H146ZM28 30H30L29 31L30 33L28 32ZM133 30H134V32H139V35L138 36H137L138 33L137 34L136 33H133L134 36L132 38L136 42L133 41V40H131V42L133 44L135 42L134 47L132 46V43L129 42L130 39H132L131 38V35H133L132 34V31ZM23 31H25L26 33H24ZM31 32L34 35L31 34ZM247 32L249 33V35L250 34L251 35L249 36L247 34ZM52 33H54V34H52ZM121 35H122V38H121ZM196 35H197V38H196ZM198 35H200L199 39L201 38L200 39L201 40L200 41L201 43H199V41H195L194 40L195 38H196V40L198 39ZM243 35H245V36H243ZM24 36H25V38H24ZM65 36H68L67 39H65L66 38ZM91 36H93V34H91ZM63 37H64V39H63ZM81 37L79 36L78 38H81ZM94 37H95V35H94ZM138 37L140 38V40H139ZM59 38H60L61 41H62V39L63 40H69V41L71 40V43L69 42V43L66 44L65 41L64 42L63 41L62 42L61 41H58ZM68 38H70V39H68ZM135 38H138V41H139L138 44H137V40ZM250 39H252V40H250ZM254 39H256V40H254ZM43 40H45V42L47 41L48 43L46 42L47 44H45ZM53 40H52V42H53ZM95 41H97V42H95ZM145 41H146V43H145ZM169 41H172V40L170 39ZM25 42H27V39L25 40ZM60 42H61V44H60ZM256 42L259 43V44H257ZM72 43H73V46L70 47ZM129 43H131V44H129ZM144 43L146 45H148L147 48L149 50L147 49L148 50L147 55L145 53L146 52V49H144L145 48L144 46H146V45H144ZM255 43L258 46H256ZM28 44L30 45L29 42H27V45ZM136 44H137V46H135ZM25 45L22 46V49H23V52H27L28 53V54L25 53V55H24L25 56L24 57L25 62H29V63H26V65L28 67V73L30 72L29 73L30 75H28V77H29L30 81L33 82V84H34V92L35 93H39V89H38L39 87H38V85H36L37 83L35 81H37V79L39 78V76H38L39 75V72L41 70H45L47 66L45 64L44 65L46 67L44 65H42V67H44V68L41 69L42 67H40L41 70L39 69L38 65L37 66H34L36 64L35 62H33V59H32L33 58V55H34L33 54L34 53L33 52L34 50L31 52V50L34 49L33 44H32V48L29 45H28L29 47H27ZM46 45H47V47H46ZM62 45H63V47H61ZM198 45H200V47ZM105 46L108 49L106 48V50H105ZM23 47H25V48H23ZM72 48H73V51L69 52V50H71ZM199 48H202V50L199 49ZM27 49L29 51H27ZM88 49H93L94 50V52H93L94 54L92 53L91 55L90 54L89 55H86V53L84 51H86ZM199 50L202 53H200ZM66 51L65 50H63V51L61 50V52H63V53L66 52ZM77 51H78V53H76L75 57H73V58H76L74 60L71 56H73L75 54V52H77ZM79 52L80 53L82 52V54L83 53L84 54L83 55L82 54L80 55ZM198 52H199V54H197ZM70 54H72V55H70ZM144 54L146 55V57H145ZM67 56H69L70 58L67 57ZM149 56H151V55H149ZM144 57L147 60H149L148 58H150V60L147 61L146 63H142V61L146 60ZM4 59L2 60V62L4 61L6 63V60H4ZM66 59H72L73 61L72 62H71V60L66 61ZM30 60H32V61H30ZM209 60H211V61H209ZM2 62L0 61V70H3L2 72H4V70L6 71V69H5L6 67L5 66L7 65V63L5 64L3 62V65H2ZM31 62H32V64L35 63V64H33V67L32 68H31V66H32ZM110 62H111V64L113 63L114 68H112V65L110 64ZM4 64H5V66H4ZM28 64H30L31 66L28 65ZM63 64L66 65L65 66L66 68L68 66L69 68H67V69H69V70H66V68L64 67ZM210 64L213 65V66H211ZM1 65H2V68H1ZM61 65H63L62 67H64L65 70L61 67ZM109 66L112 69L111 72H110ZM124 66H125V64H124ZM35 67H37V68L35 69ZM60 67L63 69V71H65L66 73H68L69 76L67 74H65L66 75L65 76L64 73L61 74L62 69ZM102 68L104 69L105 73L102 70ZM183 68H186V67H183ZM31 69L32 70H34V69L36 70L35 72L33 71L35 74L32 72ZM37 69H39V70H37ZM50 69L48 71L47 70L43 71V73L46 72L45 74L50 75V71L53 70V69H51V70ZM72 69L73 70L75 69V71L77 72L76 73V80H75V73H74V76L72 74V72H74ZM141 69L142 70L145 69L144 70L145 72L144 71L141 72L140 71ZM208 69H213V71L215 73V76L217 75L216 78L218 77V79H216L217 82L215 81V85L214 84L212 86L207 85V83L205 81V74L209 71ZM100 70L103 71V75H102V71L100 72ZM138 70H139V72H138ZM68 71L69 72L71 71L70 72L71 74ZM47 72H49V74ZM106 72L109 73V74H107ZM0 73H1V71H0ZM135 73H139L138 76H140V78L138 76H136L137 74H135ZM141 73H142L143 76H144V73L147 74V75L145 74L146 75L145 78L141 75ZM176 73H178V74L176 75ZM36 74H37V76H36ZM1 75H4V77L1 76ZM32 75L34 76V78H33ZM106 75L109 76V77H106ZM178 75H180V76H178ZM5 76L7 77V75L4 74V73L3 74H0V78H1V80H0V90H3V88L1 87L2 86L1 85L2 84L1 81H3L6 78ZM35 76L37 78H35ZM102 76H104L107 79H109V82H106L107 79L104 78V80H106V81H103V82L100 81L101 84L99 85V83L97 81L100 80L101 78H103ZM66 78H67V80L69 78V80H68V82L70 81L69 83L66 81ZM111 78H112V76H111ZM148 78L149 79H152V78H150V76ZM173 78H174V80H173ZM61 79H63V80L61 81ZM137 79L138 80L140 79L139 80L140 82L143 81L142 82L143 85H141L142 83H140ZM143 79H146V80H143ZM101 80H103V79H101ZM75 81L77 82V88H75L76 87V85H75L76 82ZM136 81H138V82H136ZM105 82H106V84H105L106 87L108 85V86H110V88L107 87L108 90H106V91H107L108 94L105 91H103V93L106 96L108 95L107 96L108 99H110L112 95H113V97H117V98H115L116 99L115 101L116 102L118 101L120 103L121 107H122V104H123V101H124V104L123 105H125V106H123L122 109H121L119 107V105H118V102L117 103L114 102L118 106L115 105L114 103H111V100H112V98H111V100H106L105 101L106 103L104 102V107H103L104 109L103 110L105 111V109H106V112H104V113H107L109 115L110 113L114 112V109H113L114 107L113 106L111 107L113 110L111 109V111H110V109H109L110 108V105L113 104L114 106H117L118 108H120L119 110H116L117 108L115 107V112L114 113H117V111H119L117 113V116H119V118L120 117L123 118V116H120V115H124L125 117L127 116L126 118H123V119L126 120L128 118L127 119V121L129 120L127 122L128 124L132 121V119L134 120V118H135V121H136V118L139 116L137 119L141 120V122L139 120H137L135 122V124L139 121V124L140 125L142 124L141 125L142 128H143V126H147L145 128V130L143 128L144 131L142 130L143 131L142 134L145 135V136H143V138L146 137V139H148L147 138L148 136H149V138L151 137L149 139L150 141L148 140L149 141V144H147L148 141L146 143L144 142L146 139L142 143V141H141L142 140V134H141L142 131H140L142 128H140V125L139 124H138L139 126L136 125L137 128L136 127H133V128H136V129L139 130L137 132V130L135 129L136 132L135 131L133 132V129L132 128H131V130H130V128H127V127H129V125L130 126L131 125L132 126L135 125V124L132 123L133 121L128 125L126 123V121L124 122L123 119H122V122H123L122 125L124 127V128L122 127V130L124 129L123 130V132H124L123 135L125 136V132H126L125 131V128L127 130V133H129L130 131L133 132V135H135V133H136L135 136H132V139L137 140L135 142H134V140L133 141L131 140V137H129L127 133H126L127 134L126 135V138H129V140H126V138L124 137V139L126 141H128V142H126V146L128 144H130V145H133L134 144V146H131V147H130V145L128 146V148L130 147L129 148L130 150H131V148H135L136 146H138V147H136V153H138V154L134 153L135 149L131 150L134 153L133 154L134 155V158L132 156L131 151H129V150H127L125 148V151L127 150V151H129V153H131V155H127V156H129V157H127L128 158V161H129V164H130L129 165L128 162H127V165L130 168L129 171H131V168H132L130 166L133 165V168L132 169L136 172V174H135V172L134 173L133 172L132 173L131 172L129 173V171H128L129 168L127 167L128 168L127 171L130 174V175L127 174L128 180L126 182H125V179L118 180V182H116V184L113 185L114 187L112 186L111 183H108L107 181H105L106 179L102 180L103 178H107V177H105L106 176V173H105L104 167H103V170L104 171H102V168L99 166L100 163H101V166L102 165L104 166V164L102 163L103 160H104V151L102 150V148L105 147V145H106V143H105V137H103V135H101L102 137L101 136H98L100 134L96 135L98 132L96 133L97 128H95V126H93V125H96V124L93 123V121L95 119V118L93 119V117H94V115H92L93 114V111H91L92 113L89 116V114H90L89 111L92 110V107H90V106H92L91 103H90V101H93L94 102V100L92 98H94L96 95L102 94V91L100 93L98 91V88H99V90H103V88L100 89V86L101 85H102V87L105 86V85H103ZM135 82L138 83V84H140V85L137 84L138 87H135ZM147 83L148 84L150 83V84L148 85ZM96 84L98 85V88L95 87V86H97ZM55 85H56V83L55 84H51V88H54ZM62 85H63V83H62ZM139 86L142 89H144V90L147 89V91L149 93L148 94L146 91L143 90L144 92H142L141 94H143V97L146 96L144 98H142L141 97L142 95L140 94L141 95L140 96L141 99L139 98V100L141 102L139 101L140 104L138 105L139 107H137V109H139L142 104L143 105L141 107H144V101L146 99H149V101H147V100L145 101V108H143V111H142V109H139V111H141L140 115L138 114L139 113L138 110L135 109V106H137L136 103H138V101L136 102V100H138L137 97H138V95H139L140 92H138V94H137V92L134 93L135 91H140L141 88H139ZM146 86H149V87L146 88ZM117 87H119L120 89L119 88L117 89ZM121 87H123V88H125L127 90H125V89H123ZM78 88H79V90H78ZM95 88H97L96 91H98V92L94 96V94L96 93V92H94L95 91ZM128 88H129V90H128ZM133 88H134L135 91L133 90ZM135 88L138 89V90H136ZM150 88H152V90ZM71 89L74 90L73 93H71L72 92V91H70ZM75 89H77L78 91H76ZM121 90H122V92L124 94L127 95V96H125V97L128 98V99L126 98V101H125V99H123L124 94L121 92ZM153 90L155 91L154 93H156L155 95H154V93H152ZM108 91L109 92L111 91V94H112L111 96H109L110 94H109ZM113 91H114V93H112ZM2 92L0 91V97L2 96ZM127 92L128 93L131 92V93L128 94ZM115 93H122V96L123 97L121 98V95L120 94H116V95H120V99H119L118 98L119 96H115ZM189 93H191L190 95H192V97L189 95ZM104 94H102V95H104ZM261 94H262V96H261ZM102 95L100 97H102ZM105 95H104V97H106ZM148 95L151 96V97H153V98H151L152 101H151V99L149 98ZM128 96H130V97H128ZM188 96L190 97V99L188 98ZM74 97L77 99L76 101L73 100ZM104 97L102 99H105ZM107 97H106V99H107ZM155 97H156V99H154ZM94 99H96V97ZM215 99H216V101H214ZM113 100H112V102H113ZM129 100L132 103L131 105L129 103ZM142 100H144V101L142 102ZM109 101H110L111 104L110 105H107L109 103ZM217 101H218V104L216 103ZM93 102H92V104H93ZM148 102H150L149 104H151V105H149ZM35 103H34V107H37V109H40L38 111H39V113L42 114L44 112V109H43L44 106L42 107L43 104L42 103L40 104L38 102V103H36L37 105H35ZM133 103H135V104H133ZM146 103H147V105H146ZM157 103L155 104L154 108H156ZM89 104H90V106H88ZM213 104L214 105L217 104V105H215L216 107L213 106V108H212L211 105H213ZM132 105H134V106H132ZM83 106L86 107V108L84 107L85 110L83 109ZM126 106H129L127 109L131 108V110L129 109L130 110L129 112L127 111L126 108H124ZM87 107H89L91 109L89 110V108H87ZM105 107H108V108H105ZM150 107H151V110L149 111V108ZM123 108L125 110L122 113L121 110H123ZM174 108H175V110H174ZM86 109H87V114H86ZM147 109H148V111H149L150 114L149 113H146ZM157 109H158V107H157ZM83 110H84V112H83ZM152 110L157 111V113L155 112V114H157V115H154L153 114L154 111L152 112ZM125 111H127L128 113H125L124 114ZM120 112H121V114H120ZM142 112H144V113H142ZM118 114H120V115H118ZM145 114H146V116H148L147 119H146ZM151 114H152V116H150ZM153 115L156 116V118H154ZM8 116H9V114H8ZM13 116H15V115H11L10 118L8 117V119L6 118V119L0 120V133L2 134L1 135V138H0V149H2L4 147L10 148L11 149L10 150L11 151V158H12L13 161H15L16 151L19 149V145H17L16 138L12 135L13 134L12 132H14V130L12 131V128H15L16 126H18V127H22L23 126L24 127V119H21V118L19 119L18 116H16L18 118H15ZM143 116H145V119H144ZM5 117H7V114H6ZM91 118L93 119L92 122H91V120H92ZM130 118H132V119H130ZM149 118L152 119V120H150ZM211 118H212V120H211ZM142 119H144V120H142ZM154 119H157V120L154 121ZM171 119H172V121H171ZM213 119L214 120H216V119L218 120L220 131H219L218 134H213L209 138L210 143L208 144V148L207 149H208V152H210V155H211L210 156L209 154H206V151L207 150L205 149L206 151H204V148L202 147V145H204V139H203L204 137L202 138V136L203 135L205 136V134H203V132L205 131L204 133H206V130H207L206 129V125H207V123H210V121H211V123H213L212 122V121H214ZM142 121H143V123H142ZM144 121H149V123L147 122L149 125H144V123H145ZM42 122L44 124L46 123V125H48V121L42 120L41 121V125L43 124ZM157 122H160V121H157ZM74 124H76V125H74ZM79 124H80V126H79ZM152 125L156 129H154ZM74 126H77L78 129H77V127H75L76 130H74ZM43 127H44V125H43ZM152 128H153V130H151ZM128 129L130 130L129 132H128ZM154 131H156V132H154ZM148 132L151 133V135H153L155 137L150 136V134ZM139 133H140L141 138H140V136H138ZM199 133H200L201 136L199 135ZM131 134L129 133V135H131ZM166 134H169V135H166ZM194 134L196 135V137L198 135V137H200L201 139L199 138V140H198V137L195 138ZM246 135H248L247 138H246ZM72 136H74V135H72ZM136 136H137V138H136ZM100 138H102V139H100ZM139 139H140V141H138ZM202 139H203V142H202L203 144L201 145L200 143H201V140ZM250 139H252V140H250ZM257 140H260V141H257ZM156 141H157V143H156ZM216 141H218V147L217 148L214 147V144H215ZM73 142H72V144H73ZM129 142H134V143H129ZM75 143H76V145H75ZM142 144H143L144 147L145 146L146 147L143 148L142 147ZM198 146H199V148H198ZM201 147H202L203 150L201 149ZM143 149L145 151L146 150H149V152L151 153L152 156L155 155L154 156L155 159H153L155 161L152 160V163L149 164V166L151 168H153L152 170L156 174L151 171V169H150V167L148 165L145 164V162H144L145 160H143L144 157L142 156L143 155L142 153L144 152ZM127 151H126V154L128 153ZM140 152H141L142 155H139ZM202 152H204V154ZM215 152H217V154L221 158H226L224 164H221L222 166H220V167H222L221 168L222 171L224 170L226 173H228V175L232 178V180L234 179V181L237 180L238 178H241L242 181L241 182L239 181V184H242V185L241 186L240 185H237L238 187H236V189L233 192H231L230 194L229 193L224 194V191L223 190H225V189H224V187L221 184H214L213 185V184H208V182H206L203 185L205 187L208 184L205 188L203 186H201L203 183L202 184H199V187H197V188H200L199 189L200 190V193L198 192L199 190L197 189V193L196 194H198V195H196V194L195 195H192L196 191V187H193V186L194 185L196 186V183L197 184L200 183V182H198V180L201 181V179H203V182H204V180H206V178H204L203 175H205L207 177V175L210 172V167H209V164L207 166V162L209 163V161H211V158H212V156H213V154ZM100 153H102V154H100ZM200 154H203V155H200ZM230 154H231V156L233 155L232 157L234 159L232 157L228 158L230 156ZM234 154H235V156H238L239 155V158H236L234 156ZM253 154L256 155V156L258 155L260 157H256ZM100 155H102V157ZM207 155L210 156V157H208ZM86 156L87 157L89 156V158H87ZM131 156H132L133 159L130 158ZM240 156H241V158H240ZM243 156L246 157L245 158L246 161L248 159V161L247 162L245 161V163H244V157ZM252 156H254L255 158L252 157ZM140 157L141 158L143 157V158L140 159ZM199 157H201L202 159L199 158ZM261 157H262V159H261ZM78 158H80V159H78ZM82 158L85 160V163H84V160H82ZM100 158H101V160H100ZM203 158H204V160H203ZM88 159H90V160H88ZM199 159H201L202 161H200ZM229 159H230V162L233 159V162L234 163H235V161L237 163L239 159H243L242 161L239 160L240 162H243L244 163V164L243 163H240V164L243 165V167L241 168L242 165H240L239 162L237 163V166H235V164H233L232 162L229 163L228 162ZM87 160L88 161L94 160L93 163H91L92 161L89 162V163H91L90 164L91 167H89V168H91V169L94 168L95 169V172H96V170L101 171V172L98 173V171H97L96 174L94 173V170H91L93 173H91V171L89 172L90 169L88 168V166H90V165H88V163H86V162H88ZM98 160H99V162L100 161L101 162L99 163ZM196 160H197V162L199 161L200 163L198 162V164H197L196 163ZM142 161L144 162V164H143ZM249 161L251 163L253 161L254 162V163H252L253 165ZM202 162L207 167H205L202 164ZM153 163H155V165ZM255 163H256L255 167L257 166V167L261 168L260 169V171L262 170L261 172H257V171H259L258 170L259 168L257 169V168L254 167V164ZM258 163H259V165H258ZM93 164L94 165L98 164L97 165L98 167L97 166H94ZM140 164H141V167H140ZM194 164L196 166H194ZM200 164H201V167L204 166L203 169L200 167ZM230 164H233L234 166L232 165L233 166L232 167ZM245 164H249V168L247 169V171L245 170L246 169L245 167H247L248 165L245 166ZM250 164H251V166L253 168L250 167ZM224 165H225V167H224ZM142 166L143 167H147V170H148V168L150 170H148V172L146 171L145 168L142 170L141 169ZM152 166H155V167H152ZM95 167H97L98 169H96ZM198 167H200V169H197ZM234 167H237V168H234ZM13 168H14L13 174L16 175V177H19V175H20L19 173L20 172L22 173L23 170L20 169L21 167L18 166L17 163H15V166ZM81 168H83V171H84L83 175L84 176H81L82 175V172H83ZM85 168H86V170H88V169L89 170L86 172ZM243 168H245V169H243ZM250 168H252V169H250ZM232 169H234V170H232ZM236 169H238V170H236ZM241 169H243L244 171H241ZM79 170H81V172H79ZM144 170L147 172V175H146V173H145ZM195 170H196V177L200 174V176H202L203 178L202 177L201 178L198 177V178H200V179H198V178L194 177ZM76 171L79 172L78 174L81 177H79L77 175V172ZM143 171H144V173H143ZM149 171L152 172V173H154V175H152V178L153 179L156 176L159 179L155 178L154 179L155 180L154 182L153 181H152V183L149 182V181L153 180V179H149L151 177L150 175L152 174ZM206 171H207V173H206ZM234 171H237V172H234ZM240 171H241L242 174L240 173ZM103 172L105 173V175L103 174ZM229 172H231V173H229ZM0 173H1V171H0ZM87 173H88V175L91 174L93 180H95V181H98L97 178L98 179L100 178L99 180H100L101 183L98 182V184H97L95 181H93L97 185V186H93L95 184L92 181L90 182V180L92 178H90V180H89ZM139 173H140V175H139ZM192 173H193V175H192ZM201 173H202V175H201ZM256 173H258V174H256ZM93 174H94V176H93ZM91 175L89 177H91ZM178 175L181 178H179ZM101 176H104V177H101ZM129 176H130V178H129ZM138 176H139V179H138ZM190 176H192V177H190ZM243 176H244V178H243ZM94 177H96V178L94 179ZM143 178L145 179L146 184L143 183L144 182ZM191 178L192 179L194 178V180H196V183ZM136 180H137V183H136ZM190 180L193 181V184L191 183ZM16 181L18 182V184L16 182V186H17L16 188L19 189L21 187V184H19V181L18 180H16ZM86 181L89 183V186H91V187L93 186L92 187L93 190H92L91 187H89V188H91V190L88 189V185H87L88 183H86ZM162 182H163V184H162ZM188 182H189V184L190 183L191 184L189 185ZM91 183H93V185H91ZM154 183H160L161 185L160 184L159 185L158 184H155L157 186L156 187L154 185ZM164 183H165V185L167 183V185H170V187L172 189L176 190V191H177V189L179 191H181V190L182 191L183 190L185 191V192L183 191L185 193V195H183L184 193L183 194L181 193L182 191L179 192V194L181 193L183 196L180 194L181 195L180 197H182V198H180L179 201L176 203L177 205L175 203H173V202L170 201L169 196L167 194L168 193L167 192L168 191V188L166 186L163 187ZM100 184L103 185L102 188L103 187L104 188L106 187V188L109 189V188L113 187V188L118 189L120 191V194H119V197H120L119 200L121 202V205H120V214L122 216V227H121L122 230L120 232V234H121L120 237H122V238H120V239H123L124 238L123 239V243H121L122 240L120 241L121 244L118 243V246L119 247L117 246L116 248H113V247L107 245L103 249V251H101V252L99 251L100 242L103 239L110 237L111 236V233H109V231H108L109 229L107 227H104V229L103 228H100V227L98 228L97 223L95 222V221H97L95 219H97L98 216H97L96 212L93 211V210H95V208H93V206L95 205L94 202H93V199L95 200V196L97 194L96 193L97 189L100 188V190H102V191H100L98 189V191H97L98 193L107 192L104 195L102 193L101 194L103 195V198L104 199H106L107 201L108 200L110 201V198L108 197L109 195H107L109 190L106 189V188H105L106 191H105V189L103 190L101 188V186L99 187ZM244 184H245V186H244ZM85 185H87V186L84 187ZM144 185L145 186H148V187H145ZM152 185H154V186H152ZM160 186L162 188H165V190L167 189L166 190V192H167L166 194L167 195L165 194V191ZM242 186H243L244 189H242ZM82 187H84L85 189H83ZM96 187H97V189H95ZM150 187H156V188H154V189L152 188V190H148V188L151 189ZM189 187H192V190L195 188L194 193L191 190V188H189ZM202 187H203V189H202ZM79 188H80V190H79ZM158 188H159V191H158ZM218 188H220V189H218ZM83 190L84 191L86 190V192H84V194H83ZM94 190H96V191H94ZM152 191H154V192H152ZM191 191H192V194L190 195ZM102 195L101 196L99 195L100 196V202L102 204L104 202L106 204H108L107 201H105L103 198H101ZM20 196L21 195L15 196V198H14V206L17 207V208L15 207V211H16L17 216L19 217L20 221H23L26 218L23 215H21V213H19L20 212L19 207H20V209H22L21 206L24 204V202H23V199L24 198L22 199V196L21 197ZM87 196H88L89 200H87L88 199ZM18 197H20V198H18ZM16 198L19 201H17ZM199 198H201V200ZM16 201L18 202V204H17ZM20 201L23 202L22 205H21V202ZM197 201H198L199 204L197 203ZM232 202H233V204H232ZM105 203H104V205H106ZM202 203H203V205H202ZM0 204H1V201H0ZM214 204H216V205H214ZM204 206H205V208L207 207L206 209L209 211L210 216H206V215H204V212H201L202 211L201 209H203ZM209 207H210V209H209ZM92 208H93V210H92ZM141 208H142V210H141ZM143 208H145V209H143ZM233 208H234L235 211L233 210ZM143 210H145V211H143ZM163 210H164V212H163ZM161 213H163L164 215L161 214ZM233 213H234V215L232 217V214ZM163 216H165V218H163ZM95 217H97V218H95ZM219 217L222 220H220ZM93 218H94V220H93ZM87 219H89V220L87 221ZM142 221L145 222V225H144V222H142ZM86 222L88 223V225H86L87 224ZM142 223H143V225H142ZM220 223H222V225ZM93 224H95V225H93ZM202 226L201 227L199 226L200 229H202ZM218 227H221V228H218ZM85 228H86V230H85ZM95 229H97V230H95ZM196 230L198 231L197 233H196ZM95 231H96V234H95ZM85 232L87 233V235L89 234V236H87L85 234ZM104 233H106V234H104ZM124 233L125 234H127V233L130 234V235L127 234V236H128L127 239H126V237L123 236ZM98 234H100V235H98ZM120 234L118 233L116 235V238L119 239V235ZM254 234H253V236H254ZM256 234H258V232H256ZM256 234H255V236L253 238L254 241H260V239L262 241V239H264V237L262 238V236H264V234H262V235L260 233L258 234L261 238H258V235H256ZM18 235L21 236L22 233H18ZM107 235H109V236L107 237ZM99 236H100L101 239L99 238ZM192 238H193V240H192ZM124 240H126V241L124 242ZM74 242H75V240L72 242V249H74L75 248L74 246L76 245V242L75 243ZM190 242H191V244H190ZM192 242H194L195 244H192ZM235 242L238 243L239 245L243 246L241 248L238 244L235 245V243H234L233 249L231 248L234 251V256H235L236 260H237V258H238V260H240V261H238V260L236 261L235 260L236 261V264H239V262H241V263L243 262L242 264H245V263L246 264H250L251 261L253 262L252 264H264V247H263V249H261L260 254L257 256L258 258L257 257L254 258L255 259V261H254V259L252 258V255H251L250 251L247 250L248 249L247 244H244L242 242V239L241 238H240V240L238 238L237 241H235ZM185 243H187V244H185ZM131 244L136 245L137 246L136 247L137 250L134 249V248L131 250V248H132ZM227 246H229V247H227ZM244 246H246V248ZM0 247L5 248L4 245H0ZM193 247H194V249H193ZM186 248H187V251H186ZM197 248L200 249L201 251L200 250H197ZM157 249H158V251H157ZM235 249H236V252H235ZM150 250H151L152 253L150 252ZM198 251L201 254L200 256L197 253ZM192 253L194 255H196V256H194ZM71 254L73 255V252ZM93 254L96 257V259H94L95 257H93ZM191 255L193 256L194 259L191 258L192 257ZM211 259H212V261L213 260L214 261L211 262ZM243 259H245V260L243 261Z\"/></svg>","mask_w":264,"mask_h":264}]
</instances>
